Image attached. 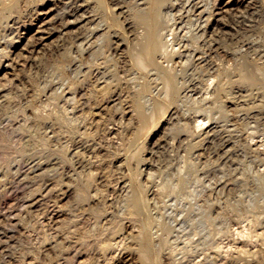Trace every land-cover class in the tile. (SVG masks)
Returning <instances> with one entry per match:
<instances>
[{
	"label": "rangeland",
	"instance_id": "374dc122",
	"mask_svg": "<svg viewBox=\"0 0 264 264\" xmlns=\"http://www.w3.org/2000/svg\"><path fill=\"white\" fill-rule=\"evenodd\" d=\"M10 0H0V14H2L4 17L0 20V57H4L5 58V54L7 53H11L12 50H14V53H13V56L14 58H16V60H14V63L16 64V66L14 65L13 63V66H11L10 68L8 69H0V85L1 87L0 88H3L6 93L4 92V96L7 95V98L5 97H0V101L4 100L5 103H8L7 105L4 103V101H2L0 103V118H3L2 121L4 124L6 123H10L11 120L15 119V118H21L22 115L19 116V114H22L23 111H20L18 109H20V106L21 107V110H23L22 108L24 106H28L30 108L29 112L30 114H28L31 118L33 119H30V121L28 120L27 121V124L29 125V127H27L28 125L25 124V126H22L21 125L19 126V128L22 130V128H24L22 131L24 132H20L21 130L18 128L17 130V127L15 125V129L13 127V131H9L11 133V135L14 136V139L17 138V136L19 137V139H22L24 140L25 137L26 139L23 141V143H27L26 146L21 144L22 143V139L18 142L17 140H19L17 138V140H12L13 139V136L9 135V138H8V135L5 136V138L1 141L0 140V157H5V158H0V167L1 169L0 170H7V166L9 165L10 163V159L11 160H17V158L19 160H22L24 159L25 156H28L29 154L30 155H33L36 156V157H39L41 156L42 154L45 153L44 150H46V148H48L46 150V153H48L49 151H55V155L56 156H59L61 157V153H59L60 150V147H65V146H72L73 143L77 140V141H80L81 138L83 141L82 144L85 142V144L83 145L84 147H86V149H84L85 153L84 155H88L89 152L90 154L85 157V159H87V161H92V159H94V163L96 161V165L98 167V169L102 172V174H104L106 180L108 181V184H112L111 186V189L115 187L116 183H117V180L118 181H127L129 183H134L136 182L135 180L139 177L138 175V170L139 169H142V168H145V167H149L148 168V172L150 173V180L152 181V185L154 186H157V187H160L163 189V195L161 196V198H157V199H163V198H167V197H164V196H167V195H170L171 196V199L172 201H170L171 204H176L177 205V218H179L181 221V223L179 224V226L177 227V229L179 227L180 228V232H177V234H175L176 232H174V239H172V244H171V247L170 249L173 250V248H175L174 245H176L178 242H181V243H184V242H187L189 243V245L191 246H196L194 244H197V241L196 239L198 240V242L200 241V245L195 248H192V249H198V251H202L203 248H207V247H210L212 248V251H214V261L212 264H220L224 262V258L225 257H222V256H226V257H229L230 256V252L231 250L236 253V251H238L240 248H246V249H249L250 251H254L255 250H259L260 248H264V235L262 237H258V235L264 231V154L262 155V153H264V144L261 145V151L262 153L260 152H256L253 147L251 148V146L248 144V142H250L251 140V134L254 132L253 135H256V138L258 140H261L262 142H264V28H262V25L264 26V21L263 20H259V21H256L254 18L250 17L248 14L246 13H243L242 16L245 18V23L247 24H254L256 28H253V31L250 32H247V31H244V29H240V32L239 31V27H237V23L235 21V19L232 18V16H229V17H226V20L227 22L231 21L228 23V26L231 28V37L226 40L227 44L229 45V47L231 48H234L232 49L231 48V51H235L236 53L234 54V59L233 57H230L228 58V63L229 66H231L230 68V71L228 72V75L229 77L234 78L232 80L236 81V83L233 84L232 87L234 88H229L231 91H233L235 94L238 92H240L241 95H244L246 97H244L246 100L248 99V102H247V108H249L250 111H254L253 113H256L258 114V120L256 122H254V120H250V121H243V120H239V119H236V118H227L226 116H224L223 112H222V108L220 107V104L218 102H215L213 101L212 99H209L207 101L204 102V107L206 109H210V113L216 118L215 120L216 121H213V122H217V125L219 126L218 127V130L217 132L210 136V139H207L205 141H202V138L198 137L197 136V133L195 132L194 129L195 128V122L196 120H193V121H190V125L191 127H193V130L191 129V131H189L190 129L182 126V124L185 122L184 121V118H192V117H195L197 116L198 112H197V104L191 102V100H187V99H181L179 100V98L177 99L178 101H175V103H173L174 106L177 107L178 109V117H172L169 119L170 115L166 112L169 111V106L172 104V97L175 96V91H173L175 88H173L171 90V93L168 95L164 88H166V84H167V78H166V75L163 74V72H161L160 70H158L156 68L155 65L153 64H146V68L142 67L140 68L138 65H137V61L135 59H137L136 57H138L139 54H142L143 53V50H144V47H145V43L144 41L147 40V38H141L138 40V36L140 37L141 33L146 29H148V26H149V21L147 20L146 16H152V15H157L158 11L160 10L159 6L160 5H155V8L152 10V12H150V10L148 12H146L147 14L144 15L143 17L139 16L138 13L136 12V10L139 8L136 6V2L137 0H88V6H89V11L91 10V13L97 18V24L99 25V30L97 31V33L94 35V39L97 41V43L95 45H93L89 50L85 51V52H80L77 50V48H74V46L76 45V37H75V34L79 31V32H82L83 36H87L89 35V30L88 29H85V28H82V27H79V25L75 26L74 29L72 28L71 32L68 33V35L66 34H63V36H61L62 34L56 36V40H55V36L52 37L54 39H49L47 41H49L48 43H46L47 41H45L43 43V45L40 46L43 47L41 50H42V53H41V50H37V51H31V47H32V43H34L35 41L34 40H30V42L27 43V40L25 39L22 43H19V47H14V41H12V39L16 36L17 34V31H18V28L20 25L24 24V21L25 22H28V20L33 17V14L35 15V12H37V7H38V1H34L35 2V5L34 4H28L29 6H26V1L25 0H21V2L18 4V7H15V6H10L8 5ZM108 1V2H107ZM116 1V2H115ZM120 3H118V2ZM126 1V2H125ZM131 1V2H130ZM3 2V3H2ZM113 2V5L111 4ZM115 2V3H114ZM129 2V3H128ZM138 2H140L142 4V7L143 5L146 6L147 4H150L151 2H153V0H139ZM180 3H182V1H179ZM7 3V5L5 4ZM93 3V4H92ZM134 3V4H133ZM25 4V5H24ZM118 4V5H117ZM131 4V5H130ZM146 4V5H145ZM2 5V7H1ZM121 5V6H120ZM23 7V9H22ZM34 7V8H33ZM117 8L118 10H116V15L117 17H119V19H114V18H111L110 15L108 13H110L111 11H113L115 8ZM123 7V10H126L127 13H120L119 10L120 8L122 9ZM134 7V8H132ZM141 7V6H140ZM168 7H169V2H166L165 4H163L161 6V9L160 11H163L166 15H168L167 13L169 12L168 11ZM6 8L8 10H6ZM26 8V9H24ZM13 9V10H12ZM22 9V10H21ZM58 10H56L53 15H56V13H60V12H63L64 11V8L62 7V5L60 6V8H57ZM133 9V10H132ZM29 10V12H28ZM14 11V12H13ZM16 11V12H15ZM32 11V12H31ZM96 11V12H95ZM243 11V10H242ZM13 12V13H12ZM23 12V13H22ZM28 12V13H27ZM31 12V13H30ZM100 12V13H99ZM167 12V13H166ZM6 15H5V14ZM15 13V14H14ZM18 13V14H17ZM136 13V15H135ZM99 14V15H98ZM238 15H241L240 13ZM246 15V16H245ZM13 16V17H12ZM107 16V18H106ZM109 16V18H108ZM135 16V17H134ZM17 18V19H15ZM24 20H23V19ZM121 18V19H120ZM124 18V19H123ZM126 18V19H125ZM230 18V19H229ZM232 18V19H231ZM243 18V19H244ZM247 18V19H246ZM250 18V19H249ZM10 19V20H9ZM12 19V20H11ZM15 19V21H14ZM28 19V20H27ZM123 19V20H122ZM242 19V20H243ZM116 20V21H115ZM241 20V19H240ZM11 21V22H10ZM22 21V22H21ZM100 21V22H99ZM235 21V23H234ZM253 21V22H252ZM254 21L256 23H254ZM261 21V22H260ZM252 22V23H251ZM3 23V24H2ZM14 23V24H13ZM22 23V24H21ZM105 23V24H104ZM127 23V24H126ZM261 25H260V24ZM263 23V24H262ZM13 24V25H12ZM137 24V25H136ZM236 24V25H235ZM127 25V26H126ZM140 25V26H139ZM259 25L261 27H259ZM10 26V27H9ZM18 26V27H17ZM131 26V27H130ZM233 27V28H232ZM237 27V28H236ZM4 28V29H3ZM13 28V29H12ZM15 28V29H14ZM119 28V29H118ZM122 28V30H121ZM133 28V29H132ZM260 28V29H258ZM3 29V30H2ZM9 29H10V32H9ZM84 29V30H83ZM117 29V30H116ZM142 29V30H141ZM256 29H258L259 31H257ZM76 32H75V31ZM86 30V31H85ZM121 30V31H120ZM234 33H233V31ZM256 30V31H254ZM13 31V33L11 32ZM85 31V32H83ZM102 31V33H101ZM133 31V32H132ZM15 32V33H14ZM75 32V33H74ZM107 32V33H106ZM115 33L112 34V33ZM136 32V33H134ZM254 32V33H253ZM2 33V34H1ZM5 33V34H4ZM87 33V34H86ZM118 33V34H117ZM119 33H122L119 35ZM132 33V34H130ZM134 33V34H133ZM140 33V34H139ZM240 33H242L241 35H243L244 37H242L240 35ZM247 33H248V36H247ZM263 33V34H262ZM3 34L5 37H3ZM9 34V35H8ZM72 34V35H71ZM129 34V35H127ZM139 34V35H138ZM253 34H255V36H252ZM15 35V36H14ZM98 35V37H97ZM114 35V36H113ZM127 35V36H125ZM133 35V36H132ZM238 35V36H237ZM263 35V36H262ZM2 36V37H1ZM74 36V40H72V37ZM96 36V37H95ZM110 36V37H108ZM116 36V37H115ZM125 36V37H124ZM240 36V37H239ZM246 36V37H245ZM262 36V37H260ZM64 37H66L64 39ZM127 37V38H126ZM130 37V38H129ZM135 37V39H134ZM252 37V38H250ZM257 37V38H256ZM4 38V39H3ZM12 38V39H11ZM63 38V40H60V39ZM70 38V39H68ZM111 38V39H110ZM240 38V39H239ZM247 38V39H246ZM249 38V39H248ZM255 38V39H254ZM59 39V40H58ZM110 39V40H109ZM116 39H119V41L125 43L123 44V47L121 48V50H118L117 52L115 50H113L114 46L115 45V40ZM121 39V40H120ZM128 39V40H127ZM132 39V40H131ZM237 39V40H236ZM261 39V40H260ZM52 40H55V41H52ZM65 40V41H64ZM68 40V41H67ZM99 40V41H98ZM114 40V41H112ZM235 40V42H234ZM252 41L254 42L253 43V47L252 48H248V47H244L243 46V42L244 41ZM254 40V41H253ZM7 41V42H6ZM34 41V42H33ZM61 41V42H60ZM107 41V42H106ZM110 41V42H109ZM130 41V42H129ZM133 41V42H132ZM55 42V43H54ZM64 42V43H63ZM72 42V43H71ZM110 43L109 47L106 43ZM114 42V43H113ZM138 42V43H137ZM3 45H2V44ZM13 43V44H12ZM58 43V44H56ZM61 43V44H60ZM65 43H70L68 46L67 44L65 45ZM113 43V44H112ZM130 45H129V44ZM137 43V44H135ZM25 44H26V48H25ZM49 44V45H48ZM63 47V48H61ZM72 44V46H70ZM75 44V45H74ZM133 44H135L133 46ZM234 44V45H232ZM241 44V45H240ZM257 44V45H255ZM259 44V45H258ZM45 45V46H44ZM52 45V46H51ZM104 45V46H102ZM239 45V46H238ZM255 45V46H254ZM21 46V48H20ZM49 46V47H48ZM66 46V47H65ZM70 46V47H69ZM96 46V47H95ZM102 46L105 47L104 49L100 48ZM130 46V47H129ZM194 44L192 45V47L190 49H195L194 48ZM256 46L258 48H256ZM2 47V48H1ZM5 47V48H4ZM7 47V48H6ZM29 47V48H28ZM45 47V48H44ZM60 47V48H59ZM127 47V48H126ZM134 49H133V48ZM137 47V49L135 48ZM237 49H236V48ZM57 48V49H56ZM71 48H74V49H71ZM98 50H96V49ZM256 48V50L254 49ZM262 48V49H261ZM29 49V51H28ZM46 49V50H45ZM63 49V50H61ZM71 51H70V50ZM246 49V50H245ZM252 49L254 51H252ZM18 50V51H17ZM19 50H23L22 52ZM45 52H44V51ZM60 50V52H59ZM69 50V51H68ZM76 50V51H74ZM97 52V55H96V52ZM203 50V49H202ZM238 50V51H237ZM263 50V51H262ZM28 51V52H27ZM63 51V52H62ZM101 53H100V52ZM103 51H105L103 53ZM112 51V52H111ZM121 51V52H120ZM251 53V54H249ZM260 51V52H259ZM5 52V53H4ZM17 52L20 53L17 54L15 53ZM36 52V53H35ZM73 52V53H72ZM89 52V53H88ZM107 52V53H106ZM111 52V53H110ZM116 52V53H115ZM263 52V53H262ZM25 53V54H24ZM30 53V54H29ZM32 53V54H31ZM44 53V54H43ZM66 53V54H65ZM85 55H84V54ZM99 53V54H98ZM106 53V54H105ZM110 53V54H109ZM121 53V54H120ZM134 53V54H133ZM136 53V54H135ZM243 53V54H241ZM247 55H245V54ZM258 53V54H257ZM262 53V54H260ZM29 55V57L27 58V56ZM63 54V55H62ZM71 54V55H68ZM74 54V55H73ZM91 54V55H90ZM95 54V55H94ZM117 56H116V55ZM125 54V55H124ZM236 54H237V57H236ZM34 55V57L32 56ZM42 55V57H41ZM65 55V56H64ZM90 55V56H88ZM108 55V56H107ZM111 55V56H110ZM121 55V56H119ZM134 55H137L136 57H134ZM245 55L247 58L245 59V57L243 56ZM251 55V56H249ZM259 56L258 58H256V56ZM38 56V57H37ZM69 57V60H68V57ZM80 56V57H79ZM96 56V57H95ZM116 56V57H115ZM129 56V57H128ZM23 58L25 57V61L23 59H19V58ZM37 57V58H36ZM87 57V58H86ZM95 57V58H93ZM104 59H102V58ZM120 57V58H119ZM126 60H125V58ZM236 57V59H235ZM242 57V58H241ZM256 59H255V58ZM4 58H0V62L4 59ZM32 58V59H30ZM40 58V59H39ZM72 59L71 62H68ZM86 58V59H85ZM107 58V59H105ZM122 58V59H121ZM232 58V59H231ZM241 58V59H240ZM260 58V59H259ZM263 60H262V59ZM28 59V60H27ZM37 59V60H36ZM101 59V60H100ZM120 59V60H119ZM250 59V61L248 60ZM76 60V62H75ZM85 60V61H84ZM97 60V61H96ZM99 60V62H98ZM108 62H107V61ZM117 60V61H116ZM122 60V61H121ZM129 60V61H128ZM258 60L260 62H258ZM16 61V62H15ZM21 63H20V62ZM24 61V63H23ZM33 61L32 64L34 65H31V62ZM44 61V62H43ZM107 63H106V62ZM110 61V62H109ZM124 61V62H123ZM133 61V62H132ZM136 61V62H135ZM234 61V63H233ZM242 61H244V65L242 64ZM252 61L255 63L256 66H258V69L257 68H254L255 65L253 63L252 65ZM263 61V62H261ZM239 62V63H238ZM249 62V64H248ZM27 63V65H26ZM61 63H65L66 64V67H65V64L63 66H61L62 64ZM67 63H70V64H67ZM72 63V64H71ZM97 63V64H95ZM120 63V64H119ZM123 63V64H122ZM125 63V64H124ZM129 63V64H127ZM136 63V64H135ZM233 63V64H232ZM22 64V65H21ZM58 64V65H57ZM73 64H78L79 65V69L77 70H74V69H71L70 70V67L73 65ZM83 64V65H81ZM133 64V65H132ZM171 65V62H168L167 60L163 59V65L164 66H168V65ZM193 64V65H192ZM247 64V65H246ZM25 65V66H24ZM31 65V66H29ZM39 65V66H38ZM56 69H54V66ZM107 65V66H106ZM128 65V66H126ZM196 65V66H195ZM250 65V66H249ZM21 66V67H20ZM33 66V67H32ZM69 66V69L68 67ZM91 66V67H90ZM112 66H114V68H112ZM118 66V67H117ZM120 66V67H119ZM123 66H126V67H123ZM253 66V68H252ZM25 67V68H24ZM31 67V68H30ZM64 67V69H63ZM83 67V68H82ZM89 67V68H88ZM102 67V68H101ZM108 67V68H106ZM135 67V68H134ZM199 67V68H197ZM247 67V68H246ZM12 68V70H11ZM24 68V70H23ZM37 68V69H36ZM67 68V69H66ZM73 68V67H71ZM100 68L102 70H100ZM111 68V69H110ZM122 68V69H120ZM123 68H126V69H123ZM187 68H189V73L188 75H178L177 76V81H179L181 84L179 85L178 84V92H183L186 88V84H183V80H187V83H189L191 80H195L196 82H199L197 83V87L199 90L203 91V92H206L207 91V88H208V84H209V77L207 76V69L203 66V68H201L199 65H197L196 63H190ZM236 68V69H235ZM239 70H238V69ZM242 68H244V72L247 70L248 72H245L247 73V77L252 76L248 79H245V81H239L238 83V80H239V77L240 75H245V73L241 74L242 72ZM259 68H260V71L261 73L263 72V75H260V72L259 71ZM14 69V70H13ZM21 69V70H20ZM45 69V70H44ZM66 69V71H65ZM104 69H106V72H103L105 71ZM108 69V70H107ZM116 69V70H115ZM118 69V70H117ZM146 69V70H145ZM152 69H155V70H152ZM196 69V70H195ZM62 71L61 73L57 72H51V71ZM68 70V71H67ZM70 70V71H69ZM80 70V71H79ZM84 70V72H83ZM86 70V71H85ZM91 70V72L89 71ZM100 73H98L99 71ZM112 70V71H111ZM122 70V71H121ZM125 70V71H124ZM179 70H180V67H179ZM203 70V71H202ZM255 70H258L255 71ZM6 71V72H5ZM32 71V72H30ZM43 71V72H42ZM73 71V72H71ZM94 71V72H93ZM102 71V73H101ZM108 71V73H107ZM115 71V73L113 72ZM120 71V72H119ZM138 71V72H137ZM143 71V72H142ZM151 71V72H150ZM250 71V72H249ZM252 71V72H251ZM256 73H255V72ZM68 72V73H67ZM70 72V73H69ZM83 72V73H82ZM132 72V73H131ZM160 72V73H159ZM5 73V74H4ZM33 73V74H32ZM37 73V74H36ZM63 74V77L60 75ZM77 73V74H76ZM80 73V74H78ZM87 73V74H85ZM114 73L115 76H113L112 74ZM118 73L119 76L117 75ZM136 75H135V74ZM146 73V75H145ZM258 73V74H257ZM36 74V75H35ZM69 74V75H67ZM93 76H92V75ZM98 74V75H97ZM102 74V75H101ZM108 74V75H107ZM194 74V75H193ZM197 74V75H195ZM199 74V75H198ZM236 74V75H235ZM238 74V75H237ZM249 74V75H248ZM257 74V75H255ZM38 75V76H37ZM44 75V76H43ZM47 75V77H46ZM52 75V76H51ZM59 76L61 78L60 81H58L57 79H59L57 76ZM77 76V77H74ZM87 75V76H86ZM89 75V76H88ZM91 75V76H90ZM125 75V76H124ZM172 75V74H171ZM201 75V76H200ZM237 76V78L234 77ZM28 76V77H27ZM35 76V77H34ZM45 78H43V77ZM50 76L52 78H50ZM56 76V78H54ZM65 76V77H64ZM68 76V77H67ZM79 76L81 79H79ZM82 76V77H81ZM85 76V77H84ZM94 76L95 79L98 78V79H94ZM99 76V77H98ZM152 76V77H151ZM157 76V77H156ZM205 76V77H204ZM21 77V78H19ZM24 77V78H23ZM34 77V78H33ZM37 77V79H36ZM40 77V78H39ZM67 77V79H66ZM72 77V79L70 78ZM74 77V78H73ZM87 77V79H86ZM93 77V78H92ZM117 77V78H116ZM128 77V78H127ZM138 79H137V78ZM227 76H222V78H224L223 80V83L224 81H226V79L228 80ZM257 77V79H256ZM30 78V79H29ZM64 78V79H63ZM77 80H76V79ZM101 78V80H104L105 81V85H104V82L102 85L104 86H100L98 85V87L96 86V81L99 80ZM111 78V80H110ZM113 78V79H112ZM116 78V79H115ZM154 78V79H153ZM184 78V79H183ZM226 78V79H225ZM45 79V80H44ZM51 79V80H50ZM54 79V80H53ZM71 79V80H70ZM74 79V80H73ZM93 79V80H92ZM109 79V80H108ZM148 79L150 81H148ZM204 79V80H203ZM208 79V81L206 80ZM262 79V80H261ZM39 80V81H38ZM81 80V81H80ZM83 80V81H82ZM13 81V82H12ZM24 81V82H22ZM38 81V83L36 82ZM41 81V82H40ZM51 81V82H50ZM76 82V85L75 87H73L75 83H71V82ZM80 81V82H79ZM90 81V82H89ZM92 81H93V84H92ZM146 81V82H145ZM152 81V82H151ZM26 82V83H25ZM45 82V83H44ZM48 82V83H46ZM59 82V83H58ZM60 82H61V86H60ZM111 82V83H110ZM155 84H154V83ZM42 83V84H40ZM51 83V84H50ZM72 86H70V84ZM78 83V84H77ZM91 83V84H90ZM131 83V84H130ZM133 83V84H132ZM135 83V84H134ZM146 83V86H142V85H145ZM149 83V84H148ZM151 83V84H150ZM201 83V84H200ZM208 83V84H207ZM263 83V84H262ZM33 84V85H32ZM45 84H50L49 86L56 88V89H52L51 91H54L56 92V94H52L53 96H55V98H52V99H49L47 98L46 101L45 99L43 101H46L41 103L40 104H43L40 106L39 103H37L35 101V99H33L32 96H25L24 95L26 94V92L28 93V95H31L33 94L34 91H36V89H38V87H43ZM69 84V85H68ZM126 84V85H124ZM130 84V85H129ZM207 84V85H205ZM258 84V85H257ZM13 85V87H12ZM28 87L27 90L29 89V91L25 90L26 88H21L20 87ZM36 85V86H35ZM42 85V86H41ZM59 85V86H58ZM90 85V87H89ZM115 85V87H114ZM139 85V87H138ZM247 85V86H246ZM263 85V87H262ZM3 86V87H2ZM8 86V87H6ZM9 86H11L9 88ZM70 89H68L69 87ZM79 86V87H77ZM88 86V87H87ZM91 86L93 88H91ZM118 86V87H117ZM129 86V87H128ZM133 86V87H132ZM238 86V88H237ZM6 87V88H5ZM18 87V88H17ZM31 87V88H30ZM61 87V88H60ZM72 87V88H71ZM112 87V88H111ZM244 87V88H243ZM262 87V88H261ZM8 88V89H7ZM17 88V89H15ZM34 90H33V89ZM80 88V90H79ZM83 88V89H82ZM86 88V89H85ZM90 88V89H88ZM98 88V89H96ZM105 88V90H104ZM132 88V89H131ZM260 90H259V89ZM40 89V88H39ZM82 89V90H81ZM95 89V90H93ZM102 90V92H100V90ZM114 89V90H113ZM203 89V90H202ZM233 89V90H232ZM238 89V90H237ZM244 89V90H243ZM255 89V90H254ZM258 89V90H257ZM10 90V91H9ZM13 92H12V91ZM64 90H70V91H77V97H79V99L81 98V101L84 102L88 105V102L90 103V105L92 107L95 106L94 103L97 102L96 107L95 108V112H96V115H93V119L91 118L90 120L91 121H88L86 122L85 124L88 125L87 127L92 130L93 129V132L88 129V132L87 130H85V127L84 128H80V130L78 129V127H76V124L78 123H84V117L83 118H80L78 119L77 121H74V123L72 124H68V123H65L64 121L62 122L60 119H56V118H61L60 116L62 115V112L63 114H65V111L67 110V104H65V99L64 97L62 96L63 94V91ZM84 90V91H83ZM92 90V91H91ZM99 92L97 93L96 92ZM135 94H133V91ZM176 90V89H175ZM247 90V91H246ZM249 90V91H248ZM254 90V91H253ZM21 91V92H20ZM33 91V92H32ZM87 91V92H86ZM90 91V92H88ZM112 91V92H111ZM117 91V92H116ZM128 91V92H127ZM131 91V92H130ZM237 91V92H236ZM94 92V93H93ZM96 92V93H95ZM122 92V93H121ZM127 92V93H126ZM232 92V94H233ZM244 92V94H243ZM250 92V93H249ZM10 93L12 96H10ZM21 93V94H20ZM87 96H86V94ZM90 93H93V96L92 94L89 95ZM105 93L107 95H105ZM118 94L119 95V101H115L114 104H109L106 108L103 109V107L105 105L102 106V110L99 108L100 105H102V101L104 100V98H107L109 95L111 96V94ZM148 93V95H147ZM151 93V94H150ZM19 94V95H18ZM124 94V95H123ZM130 94V95H129ZM132 94V95H131ZM155 94V96H153ZM240 94H236V95H240ZM256 94V95H255ZM23 96L22 98L20 96ZM83 95V97H82ZM89 95V96H88ZM97 95V96H96ZM104 95V96H103ZM129 95V96H128ZM134 95V96H133ZM141 95V96H140ZM177 95V94H176ZM249 95V96H247ZM251 95V96H250ZM255 95V96H254ZM15 100H14V98ZM52 96V97H53ZM58 96V97H57ZM85 96V97H84ZM95 96V97H94ZM101 96V97H99ZM139 96V97H137ZM261 97V98H258V97ZM11 97L13 99H11ZM27 97V99H26ZM32 101H34V103H32V101H30L31 99ZM63 97V98H62ZM77 97H75L76 99H78ZM87 97V98H86ZM93 100H92V98ZM99 97V98H97ZM103 97V99H101ZM123 97V99H122ZM128 97V98H127ZM263 97V98H262ZM8 98H10L11 100H8ZM20 98V99H18ZM51 98V96H50ZM132 98V99H131ZM135 98V99H133ZM146 98L148 101H146ZM161 98V99H160ZM254 98V99H253ZM27 101H26V100ZM29 99V101H28ZM56 101H55V100ZM87 102H86V100ZM252 99V101H251ZM260 101H259V100ZM8 100V102H7ZM25 102V103H23ZM54 100V101H53ZM84 100V101H83ZM89 100V101H88ZM98 100V101H97ZM102 100V101H101ZM124 100V101H122ZM128 100V101H127ZM131 100V101H130ZM164 100V101H163ZM255 100V101H253ZM257 100H258V104H257ZM19 103H18V102ZM21 101V103H20ZM62 105L64 106V110L65 111H62L63 109L60 108L59 106H62L60 103L58 102H63ZM94 101V102H92ZM211 101V102H210ZM17 102V103H16ZM27 102V104H26ZM50 102L51 105H50ZM57 102V103H56ZM116 102H117V105H116ZM130 102V103H129ZM146 102V103H145ZM169 104H167V103ZM260 102V103H259ZM49 103V104H48ZM56 103V105H54ZM93 103V104H92ZM119 103V104H118ZM123 103V104H122ZM128 103V104H127ZM151 103V105H150ZM159 103V105H157ZM211 103V104H210ZM250 103H252V105H249ZM12 104V105H10ZM20 104V105H19ZM25 104V105H24ZM35 104V105H34ZM38 104H39V107H38ZM50 105V108L48 105ZM57 104H59L57 106ZM126 104V105H125ZM179 104V105H178ZM5 107H3V106ZM46 105V106H45ZM122 105V106H121ZM125 105V106H123ZM162 107H161V106ZM172 105V106H173ZM3 108H2V107ZM7 106V107H6ZM55 106V107H54ZM62 106V107H63ZM185 106V107H184ZM13 107V109H12ZM36 107V108H35ZM39 109H38V108ZM59 107V108H57ZM122 107L124 109H122ZM150 107V108H148ZM163 107L165 108L163 110ZM232 107V109H230ZM17 108V110H16ZM43 109L42 111L44 112H40L39 110ZM56 109V112H57V115H56V112H55V109ZM66 108V109H65ZM127 108V109H126ZM154 108V109H153ZM187 108V109H186ZM38 109V113L40 112V114H51V122L53 123H56V127L58 125L62 126V128H60L59 126L57 127L58 129H63L62 131H65L67 128L66 131L67 132V136L66 133L65 135L67 136L68 139H70L68 141V139L66 138H62L63 139H60L62 141V143L65 142V139L66 142H69V144L65 142V145L64 144H61L60 141H58L59 143H57V141H52V142H46V139H45V136H44V131L42 129H44V124L41 123L42 121L41 120H37V119H42V118H39V117H35L36 115V110ZM59 109V112L61 111V115L60 113L57 111ZM62 109V110H61ZM117 109V110H116ZM229 109H230V112H235V108L234 106H230L229 105ZM10 112H9V111ZM49 110V112H48ZM106 110V111H105ZM168 110V111H167ZM186 110V111H185ZM2 111V112H1ZM4 111V112H3ZM16 111V112H15ZM103 111V112H102ZM121 111V112H120ZM133 111V112H132ZM6 112V114H5ZM9 112V113H8ZM28 112V113H29ZM55 112V114H54ZM105 112V113H104ZM127 112V113H126ZM16 113V114H15ZM32 113V114H31ZM100 113V114H99ZM120 113V114H119ZM123 113V115H122ZM181 113V114H180ZM203 113H207V112H203ZM261 117H260V115ZM10 114V115H9ZM34 114V115H33ZM59 114V115H58ZM107 114V116L105 115ZM111 116H109V115ZM181 116H180V115ZM55 117H54V116ZM153 115V116H152ZM192 115V116H191ZM15 116V117H14ZM19 116V117H18ZM37 116V115H36ZM102 116H104L102 118ZM108 116H109V119H108ZM11 117V118H9ZM95 117V118H94ZM123 117V118H121ZM263 117V118H262ZM100 118V119H99ZM110 118H112L113 120H110ZM115 118V119H114ZM163 118V119H161ZM196 118V117H195ZM261 118V119H260ZM7 119V120H6ZM54 119L56 120V122H54ZM103 119V120H102ZM144 120V125H142V121ZM159 119V120H158ZM183 120V121H179V120ZM194 119V118H193ZM232 119V121H230ZM260 119V120H259ZM8 120H10L8 122ZM53 120V121H52ZM82 120V121H80ZM93 120V121H92ZM96 120V121H94ZM97 120L100 122L97 123ZM106 120V121H105ZM173 120V121H171ZM177 120V121H175ZM35 121V122H34ZM39 121V122H38ZM110 121V122H109ZM158 121V122H157ZM160 121V122H159ZM253 121V122H252ZM2 122H0V126L1 127H5L7 126V123L4 125ZM29 122H33L32 124L29 123ZM102 122V123H101ZM119 122V123H117ZM122 122V123H121ZM123 122H126V123H123ZM170 122V123H169ZM174 122V123H173ZM232 126L230 125V123H232ZM259 122V123H258ZM76 123V124H75ZM88 123V124H87ZM94 123V124H93ZM99 124V125H96V124ZM117 123V124H116ZM154 123V124H153ZM159 123V124H158ZM173 123V124H172ZM245 123V124H244ZM42 124V125H40ZM58 124V125H57ZM84 124V125H85ZM153 124V125H152ZM156 124V125H155ZM158 124V125H157ZM175 124V125H174ZM178 124V125H177ZM261 124V125H260ZM4 125V126H3ZM96 125V127L94 126ZM102 125L104 126V129L102 127ZM174 125V126H173ZM227 125V126H226ZM9 126V124H8ZM18 126V124H17ZM100 126V127H99ZM180 126V127H179ZM229 126V127H228ZM26 127V128H25ZM42 129H41V128ZM66 127V128H65ZM70 127V128H69ZM95 127V129H94ZM98 127V128H97ZM108 127H110L108 129ZM97 128V129H96ZM103 131H101V129ZM115 128V129H114ZM119 128V129H118ZM176 128V129H175ZM254 128V129H253ZM39 129V130H38ZM70 129V130H69ZM99 129V130H98ZM119 131H117V130ZM17 132H16V131ZM27 130V131H26ZM45 130V129H44ZM72 130V131H71ZM79 130V131H78ZM84 130V131H83ZM91 133H90V131ZM104 130H107L106 132ZM256 130V131H255ZM65 131V132H66ZM74 131V132H73ZM95 131V132H94ZM101 131V132H99ZM115 131V132H114ZM180 131V132H178ZM239 131V132H237ZM14 132L15 135L12 133ZM30 132V133H29ZM71 132V133H70ZM76 132V133H75ZM83 132V133H82ZM98 134H97V133ZM117 132V133H116ZM257 132V133H256ZM19 133H22L21 134V137L19 136L20 134ZM29 135V138H28V135ZM96 133V134H94ZM102 134V136H100V134ZM105 133V134H104ZM108 133V134H107ZM177 133V135H176ZM24 134H26L24 136ZM86 134V135H85ZM114 134V135H112ZM119 134V135H117ZM126 134V135H125ZM240 134V135H239ZM36 135V137H35ZM74 135V136H73ZM78 135V136H77ZM96 135H97V141H96ZM99 135V136H98ZM106 137H105V136ZM109 135V136H108ZM176 135V137H175ZM179 135V136H178ZM183 135V136H182ZM185 135V136H184ZM187 135V136H186ZM234 135V136H233ZM243 135V136H241ZM11 136V138H10ZM41 136H44V141H43V138ZM104 136V137H103ZM108 136V137H107ZM113 136V137H112ZM197 136V137H196ZM226 136H227V139H231L233 141V145L231 147V149H223L221 144L224 143V141L226 140ZM229 136V137H228ZM234 138H233V137ZM239 136V137H238ZM241 136V138H240ZM259 136V137H258ZM31 137V138H30ZM70 137H73V138H70ZM76 137V138H74ZM80 137V138H79ZM100 137H102L101 141H100ZM181 138V139H178V138ZM231 137V138H230ZM243 137V138H242ZM84 138V139H83ZM173 138L175 140H173ZM236 138V139H235ZM250 138V139H249ZM255 138V139H256ZM28 139V140H27ZM42 139V140H41ZM74 139V140H73ZM99 139V141H98ZM184 139V141H183ZM249 139V140H248ZM5 140V141H4ZM7 140V141H6ZM12 140V141H11ZM64 140V141H63ZM85 140H88V141H85ZM178 142H177V141ZM236 140V142L234 141ZM14 141V142H13ZM17 141V142H15ZM26 141H30L29 143L26 142ZM35 141V142H34ZM73 141V143H72ZM81 141L79 142L80 145L81 144ZM174 141V142H173ZM218 141V142H217ZM246 141V142H245ZM6 142V143H5ZM21 142V143H20ZM33 142V143H32ZM41 142L43 144H41ZM87 142V143H86ZM120 142V143H119ZM204 142V143H203ZM11 143V144H10ZM39 143V144H38ZM45 143H47L45 145ZM49 143H52L51 146ZM90 143V144H89ZM93 143V144H92ZM97 143V145H96ZM110 143V144H109ZM180 143V144H179ZM215 143V144H214ZM9 144V145H8ZM14 144V145H13ZM30 144V145H28ZM37 146H36V145ZM55 146H54V145ZM59 144L60 147H56V145ZM120 144V145H119ZM184 144V145H183ZM192 144V145H191ZM212 144V145H211ZM19 145V146H18ZM25 146V148H28V149H25L23 150V146ZM34 145V146H32ZM57 145V146H59ZM70 145V146H69ZM89 146V148L87 146ZM91 145V146H90ZM116 145V146H115ZM119 149H118V147ZM173 145V146H171ZM176 145V147H175ZM182 145V147L180 146ZM188 145V146H187ZM5 149H3V147ZM9 148H8V147ZM21 146V147H20ZM29 146V147H28ZM104 148H103V147ZM115 146V147H114ZM210 148H208V147ZM236 146V147H235ZM249 146V148H247ZM18 147L19 149L22 151V154H21V151L19 152L18 151ZM68 147H65V148H68ZM83 147V148H84ZM114 147V148H113ZM117 147V148H116ZM180 147V148H179ZM34 148V149H33ZM36 148V150H35ZM42 148V149H41ZM53 148V149H52ZM97 148V149H96ZM179 148V149H178ZM188 148V149H186ZM215 148V149H214ZM217 148V149H216ZM15 149V150H14ZM30 149V150H29ZM59 149V151H58ZM62 149V148H61ZM89 149V150H87ZM100 149V150H98ZM102 149V150H101ZM146 149V150H145ZM173 149V150H172ZM234 151H233V150ZM13 150V151H12ZM27 150L29 151V154L27 152ZM35 150V151H34ZM41 151V153L37 152V151ZM109 150V151H108ZM175 150V151H174ZM177 150V151H176ZM202 150V151H201ZM207 150V151H206ZM216 150V151H215ZM252 150V151H251ZM11 151V152H10ZM30 151L32 152V154L30 153ZM103 151V152H101ZM104 151L105 154H104ZM108 151V152H107ZM118 151V152H117ZM145 151V152H144ZM205 151V152H204ZM212 151V152H211ZM3 152V153H2ZM10 152V153H8ZM37 152V153H36ZM49 152V153H50ZM103 154H101V153ZM144 152V153H143ZM153 152V153H152ZM197 152V153H196ZM204 152V153H203ZM225 152V153H224ZM12 153V154H11ZM92 153V154H91ZM98 153V154H96ZM107 153V154H106ZM111 153V154H110ZM171 153V154H170ZM208 153V154H207ZM229 153V154H228ZM232 153V155L230 154ZM4 154V155H3ZM9 156H7V155ZM10 154V155H9ZM17 154V155H16ZM25 156H22L24 155ZM28 154V155H27ZM41 154V155H40ZM102 157H101V155ZM110 154V155H109ZM151 154V155H150ZM154 154V155H153ZM182 154V155H181ZM199 154H202L201 156H197ZM19 155V156H18ZM92 155V157H91ZM196 155V157H195ZM211 155V156H210ZM13 156H14V159H13ZM100 156V157H99ZM105 156V157H104ZM177 156V157H176ZM240 156H241V159H240ZM256 156V157H255ZM8 157V158H6ZM87 157V158H86ZM90 157V158H89ZM146 157V158H145ZM195 157V158H194ZM204 157V158H203ZM213 157V158H211ZM226 157V158H225ZM237 157V159H236ZM255 159H254V158ZM89 158V160H88ZM151 158V159H150ZM200 158V159H199ZM216 158V159H215ZM225 158V159H224ZM5 159V160H4ZM121 159V160H120ZM126 161H125V160ZM149 159V160H148ZM208 159H211V160H208ZM102 161V163L100 164L99 161ZM173 160V161H172ZM183 160V161H182ZM204 160V161H202ZM215 160V161H214ZM224 160V161H223ZM227 160V161H226ZM5 161V162H4ZM100 161V162H101ZM122 161V162H121ZM126 163H125V162ZM207 161V162H206ZM210 161V162H209ZM230 161V164H228ZM250 161V162H249ZM256 161V162H254ZM4 162V163H2ZM104 162V163H103ZM66 163H70L69 161L66 162ZM115 163V164H114ZM119 163V164H118ZM193 163V164H192ZM220 163V164H219ZM256 163V164H255ZM153 166H151V165ZM175 164V165H174ZM253 164V165H252ZM122 165V166H121ZM129 167H128V166ZM142 165V166H141ZM146 165V166H145ZM149 165V166H148ZM206 165V166H205ZM217 166V169H216V166ZM221 167H220V166ZM228 165V166H227ZM108 166V167H107ZM110 166V167H109ZM112 166L114 168H112ZM119 166V168H118ZM145 166V167H144ZM177 166V167H175ZM231 166V167H230ZM234 166V167H233ZM3 167V168H2ZM117 167V168H116ZM154 167V168H153ZM203 167V168H202ZM122 170H121V169ZM178 170H177V169ZM182 168V169H181ZM206 168V169H205ZM221 168V169H220ZM114 169H120L118 171H113ZM128 169L130 170L128 172ZM164 169V170H163ZM181 169V170H180ZM103 170V171H102ZM132 170V171H131ZM205 170V171H204ZM227 170V171H225ZM255 170V172H254ZM258 171V172H256ZM104 172V173H103ZM120 172V173H119ZM123 172V173H122ZM191 172V173H190ZM107 173V174H106ZM114 173V174H113ZM113 174V175H112ZM202 174V175H201ZM258 174V175H257ZM260 174V175H259ZM116 175V176H115ZM130 175V176H129ZM201 175V176H200ZM109 176V177H108ZM169 176V177H168ZM234 176V177H233ZM131 177V178H130ZM136 177V178H135ZM212 177V178H211ZM222 177V178H221ZM198 178V179H197ZM228 178V179H227ZM236 180H235V179ZM263 178V180H262ZM127 179V180H126ZM131 179V180H130ZM134 181H133V180ZM214 179V180H213ZM158 180V181H157ZM237 182H235V181ZM240 180V181H239ZM243 180V181H241ZM215 181V182H214ZM230 181V182H229ZM223 182L225 183H228L229 187H225V188H222L224 186V184H222ZM159 183V184H158ZM245 183V184H244ZM203 184V186H202ZM232 184V185H230ZM200 185V186H199ZM222 185V186H221ZM245 185V186H244ZM165 186V187H164ZM239 186V187H238ZM78 188L80 186H77ZM192 187V188H191ZM195 187V188H194ZM205 187V188H204ZM250 187V188H249ZM228 188V189H227ZM236 188V189H235ZM110 189V191H111ZM167 190V191H166ZM170 190V191H169ZM206 190V191H205ZM209 190V192L207 191ZM217 190V191H216ZM172 191V192H171ZM200 191V192H199ZM221 191V192H220ZM223 191V192H222ZM28 190L25 192V194H22V196H27L29 195V192ZM80 192V191H79ZM227 192V193H226ZM113 193V192H111ZM205 193V194H204ZM209 193V194H208ZM216 193V194H215ZM246 195H245V194ZM72 194H77L75 196H73ZM81 193H78V192H74V193H71L69 194L68 196L66 197H63V196H60V198H58V206H62L61 207V210L63 209V211H60L58 210L57 208L54 207H50L51 209H49L47 205V202L44 203V205L46 207L41 206V208H35L33 211V213L29 214L31 215V217L29 215H23L21 216L22 218L20 219H23L20 220V226L17 227V229L14 231V239L18 240L15 242V240L13 239L12 242H14L16 245H14V243L12 244L11 243V246H13V248H10L9 249V253L13 252L12 254H10L11 256L13 255L15 258L13 260V258L11 259L12 262L10 261V263L8 262V260L10 259V257H7L6 259L7 262L5 264H18L21 263V259L22 258V254H26L27 252L26 251H32L33 252H29V256L27 257L26 261L28 260V264L29 262L31 263H35V264H48V263H54L55 259H57V253H59L58 251H54V249H50L49 248V245H44L42 246L43 244V240L45 236V233L46 232V228L50 227V225H54L53 229L56 230V231H62L64 234L63 236H70L72 235L73 237H76L77 239L78 238H81V239H78V243L80 242V244L83 246V249H84V253H82L81 256H78L76 258V261L74 262V264H83L84 262L85 263H88L87 261L90 260V255L89 254V251L90 250H94V249H97L100 245V242L102 240L101 243H103V239L106 238V235L108 237H111V236H117L119 235L118 234H110L109 232H111V228L114 229H117L118 226H119V223H121L122 221H124L127 225H131L132 227H135V229H140L141 227H143V224L147 221L148 218V215L147 214H139V213H134V214H131L129 210H126V209H129V207L127 206L128 204H125L126 202L123 201V197L121 199V197H117L116 194L115 196L113 197H117L116 198V201H114L113 203V206L112 205H108L107 204H98L96 207L94 205L95 202H91L89 205L87 204V201L84 200V199H81L83 197V195H81ZM212 197L209 198L211 195ZM2 195V193H1ZM82 197H81V196ZM189 195V196H188ZM78 196L80 198H78ZM182 196V197H181ZM206 198H205V197ZM208 196V197H207ZM242 196V197H241ZM244 196V197H243ZM29 197V196H28ZM112 197V196H111ZM192 197V198H191ZM202 197V198H201ZM218 200H217V198ZM225 197V198H224ZM114 198V200H115ZM204 198L206 201H212V203L214 204V213L213 215L215 217H217V219H215L214 217V221H213V224H212V229L210 231V233L208 234L207 230H204L203 227H204V224H203V221L201 220L202 216L200 215L201 213V210H199L198 208L196 209V207L200 206V204L204 203ZM208 198V199H207ZM220 198V199H219ZM187 199V200H186ZM211 199V200H210ZM80 200V201H79ZM203 202H202V201ZM256 200V201H255ZM86 201V202H85ZM121 201V203L119 204V202ZM123 201V202H122ZM201 201V202H200ZM214 201V202H213ZM226 203H225V202ZM80 202V203H79ZM82 202V204H81ZM83 202L85 204H83ZM117 202L119 204V206L117 205ZM161 202V201H160ZM223 202V203H222ZM116 203V205H115ZM129 203V202H128ZM228 203V205H227ZM253 203V204H252ZM79 207H77L78 205ZM87 204V205H86ZM92 204V206H90ZM94 204V205H93ZM184 208H181V206ZM198 204V205H197ZM82 205V206H81ZM84 205V206H83ZM106 205V206H105ZM256 205V207H255ZM76 206V207H75ZM81 206V207H80ZM86 206V207H85ZM108 206V208H107ZM115 206V207H114ZM180 206V207H179ZM196 206V207H195ZM83 207L85 209H83ZM91 207V208H90ZM95 207V208H94ZM106 207V208H105ZM111 207V208H110ZM121 207V208H120ZM123 207V208H122ZM128 207V208H127ZM194 207V208H193ZM222 207V208H221ZM226 209H225V208ZM261 207V208H260ZM45 210H44V209ZM48 208V209H47ZM55 208V209H54ZM106 209L108 211H115V218L113 217L112 220L109 222V226H107V229L106 226H104V229L103 227H97L95 225V220L96 218L98 217V215L103 211L102 209ZM152 209V212L153 213H156L155 209H153V207H151ZM172 208V207H171ZM181 211H180V209ZM228 208V209H227ZM54 209V210H53ZM95 210V212H93V210ZM97 209V210H96ZM98 209H100L98 211ZM112 209V210H111ZM222 209V210H220ZM225 212H224V210ZM253 209V210H252ZM41 210V211H40ZM46 210H49L46 211ZM70 210V211H69ZM76 210V212H75ZM81 210V211H79ZM117 210V211H116ZM37 211V212H36ZM45 213H42L44 212ZM60 212L61 215L56 217L55 221H52L53 224L51 223L49 226L46 225V223L48 222V218L50 215L49 213L51 214H55L57 212ZM80 213L78 214V217L82 214H84L83 216L87 219V215H88V219L89 221H87L84 217L80 216L79 219L76 218V214L74 213ZM101 211V212H100ZM129 213H128V212ZM172 210H168V212H171ZM36 212V213H35ZM47 212V213H46ZM69 212V213H68ZM99 212V213H98ZM125 212V213H124ZM127 212V213H126ZM218 212V213H217ZM230 212V213H229ZM67 215H66V214ZM74 216H72V214ZM96 213V214H95ZM98 213V214H97ZM199 213V215H198ZM225 213V214H224ZM263 213V214H262ZM48 214V215H46ZM126 214V215H125ZM188 214V215H187ZM219 214V215H218ZM252 214V215H251ZM261 214V215H259ZM35 215V216H34ZM69 215V217H68ZM71 215V216H70ZM92 215V216H91ZM128 215V216H127ZM196 215V216H195ZM231 217H230V216ZM96 216V217H95ZM222 216V217H221ZM27 217V218H26ZM32 217H35V218H38L35 220V218L33 219ZM42 217V218H41ZM187 217V218H185ZM191 217V218H189ZM193 217V218H192ZM230 217V218H229ZM41 218V219H40ZM71 218H74V219H71ZM76 218V220H75ZM81 218V219H80ZM95 218V219H94ZM117 218V219H116ZM121 218H122V221H121ZM132 218V219H131ZM232 218V219H231ZM262 218V219H261ZM40 219V220H39ZM71 219V220H70ZM85 219V220H84ZM193 219V220H192ZM228 219V220H227ZM261 219V220H260ZM35 220V221H34ZM39 220V221H38ZM75 220V222H74ZM78 220V221H77ZM93 220V221H92ZM131 220V221H130ZM173 220V219H172ZM186 220V221H185ZM193 222H192V221ZM198 220H201L202 223H200V221ZM219 220V221H217ZM230 220V222H229ZM255 220V221H254ZM18 220H16L17 222ZM25 221V222H24ZM47 221V222H46ZM71 221V222H70ZM87 221V222H86ZM120 221V222H119ZM130 221V222H128ZM190 221V223H188ZM261 221L263 224H261ZM22 222L24 224H22ZM34 222V223H33ZM55 222V223H54ZM68 222V223H66ZM70 222V223H69ZM79 224L78 226L75 224ZM91 222V223H90ZM94 222V223H93ZM113 222V223H112ZM134 224H133V223ZM240 222V223H239ZM244 222V223H243ZM36 223V224H35ZM233 223V224H232ZM238 223V224H237ZM252 223V224H251ZM254 223V224H253ZM259 223V224H258ZM68 224V225H67ZM71 224V225H70ZM72 224L74 226V228L72 227ZM90 224L91 225V230H90ZM188 224V225H187ZM195 224V225H194ZM197 224V225H196ZM200 226H199V225ZM216 224V225H215ZM219 224V225H218ZM38 227H37V226ZM70 225V228H73V230H75V232L70 229L68 226ZM136 225V226H135ZM247 225V227H246ZM249 225V226H248ZM258 225V226H257ZM260 225V226H259ZM22 226V230L20 229V227ZM26 226V227H25ZM60 226H62L63 228H61ZM77 226V227H76ZM215 226V227H214ZM217 226V227H216ZM56 227V228H55ZM57 227L59 230H57ZM66 228V231H65V228ZM88 227V228H87ZM97 227V228H95ZM153 229L154 230H157L158 229V225H157V221L155 220V223L153 224ZM191 227V228H190ZM193 227V228H192ZM197 228V229H194ZM200 227V228H199ZM202 227V229H201ZM257 227V228H256ZM20 230H19V229ZM25 228V229H24ZM44 228V229H43ZM61 228V230H60ZM95 228V231H93ZM215 228V229H214ZM222 228V229H221ZM226 228V229H225ZM227 228L229 230H227ZM242 228V229H241ZM250 228V229H249ZM254 228V229H253ZM43 229V230H42ZM64 229V230H63ZM69 229V230H68ZM87 229V230H86ZM89 229V230H88ZM97 229H101V231L104 232V234L100 231H98ZM160 229V228H159ZM190 229H193V230H190ZM202 232H201V230ZM220 229V230H219ZM236 229V230H235ZM254 231H253V230ZM30 230V231H29ZM35 230V231H34ZM45 230V231H44ZM70 232H68V231ZM153 230V231H154ZM183 230V231H182ZM197 230V231H195ZM218 232H217V231ZM44 231V232H43ZM53 231V230H52ZM65 231V232H64ZM87 231L89 233H87ZM98 231V232H97ZM192 231V233H190ZM194 231V233H193ZM206 231V232H205ZM219 231H223V232H219ZM230 231V232H229ZM233 231V232H232ZM253 231V232H252ZM20 232V233H19ZM67 232V233H66ZM73 234H72V233ZM90 232L93 234H91L90 236ZM94 232V233H93ZM113 232V231H112ZM111 232V233H112ZM160 232V231H159ZM197 232V234H196ZM229 232V233H228ZM239 232V233H238ZM244 232V233H243ZM260 232V233H259ZM19 233V234H18ZM23 233V234H22ZM26 233V234H25ZM86 233V234H85ZM99 233V234H98ZM114 233V232H113ZM128 233V232H127ZM127 233H125L124 235L122 236H119V237H116V241H120L121 239H118V238H123V236H127V237H131L130 234L129 236L127 235ZM183 233V234H182ZM186 237L184 236L185 234ZM219 233V234H218ZM227 233V234H226ZM254 233V234H252ZM257 233H259L257 235ZM28 234V235H27ZM65 234H69V235H65ZM78 235V236H75V235ZM101 234V235H100ZM106 234V235H105ZM110 234V235H108ZM196 234V235H195ZM207 234V235H206ZM212 234V236H211ZM234 234V235H233ZM246 234V235H245ZM17 235V236H16ZM37 235V237L35 236ZM95 235V236H94ZM100 235V236H98ZM177 235L178 238H177ZM190 235V237L188 236ZM194 235V236H193ZM205 235V236H203ZM231 238H230V236ZM253 235H257L256 237H254ZM184 238H183V237ZM207 236V237H206ZM246 236V237H245ZM249 236V237H248ZM17 237V238H16ZM36 237V238H35ZM39 237V238H38ZM85 237V238H84ZM90 237V238H89ZM180 237V238H179ZM193 237V238H192ZM216 237V238H215ZM246 238L247 240H243L244 242H242V238ZM250 237H253L252 239ZM38 238V239H37ZM84 238V239H82ZM102 238V239H101ZM199 238V239H198ZM202 238V239H201ZM211 238V239H210ZM223 238V239H222ZM233 238V239H232ZM96 239V240H94ZM184 239V241H183ZM188 240V241H185ZM209 241H208V240ZM229 239V240H228ZM231 239V240H230ZM235 239V240H234ZM236 239H239V240H236ZM262 239V240H261ZM20 240V241H19ZM75 240V239H74ZM88 242H87V241ZM92 240V241H91ZM99 244H98V242ZM105 240V239H104ZM131 240V241H130ZM146 242V237L143 236V238H141L139 241L136 240V239H127L125 242H122L121 244L118 243V248L117 250L115 251L116 252V255L118 254V256H124L126 257V259L121 262L120 264H141V251L142 253L145 252L146 253V259L147 261H152L153 258H154V251L153 250H149L148 252L145 251L144 249H146V247H144V241ZM190 240V241H189ZM207 240V241H206ZM25 241V242H24ZM40 241V243H39ZM92 242V243H89V242ZM194 241V243H193ZM206 241V243L204 242ZM233 241V242H232ZM237 241V242H236ZM238 241H240L238 243ZM247 241V242H246ZM250 241V242H249ZM259 241V242H258ZM22 242V243H21ZM36 242V243H35ZM42 242V243H41ZM82 242V243H81ZM84 242V243H83ZM99 245H97L96 244ZM208 242V244H207ZM232 242V243H231ZM249 242V244H248ZM86 243V244H85ZM90 246H89V244ZM205 243V244H204ZM214 247H212V245ZM222 243V244H221ZM231 243V244H230ZM242 243H244V246ZM42 244V245H41ZM135 244V246H134ZM137 244V245H136ZM204 244V245H203ZM225 244V245H224ZM256 244V245H255ZM42 247H41V246ZM88 245V246H86ZM95 247H94V246ZM133 245V246H132ZM218 247H217V246ZM227 245V246H226ZM243 245V246H241ZM40 246V248L38 247ZM98 246V247H96ZM121 246V247H120ZM122 246H125L126 248H123ZM238 246V248L236 247ZM252 246V247H251ZM260 246V247H259ZM17 247V248H16ZM22 247V249H21ZM35 247V248H34ZM37 247V248H36ZM87 247V248H86ZM91 247V248H90ZM129 247V248H128ZM93 248V249H92ZM221 248V249H220ZM227 248V249H226ZM229 248V249H228ZM237 248V250H236ZM244 248V249H245ZM251 248H253L251 250ZM13 249V250H12ZM28 249V250H26ZM48 249V250H47ZM124 251H123V250ZM141 249V251H140ZM201 249V250H200ZM231 249V250H230ZM260 249V250H262ZM20 250V251H19ZM25 250V251H24ZM88 251V253L86 251ZM175 250V249H174ZM217 252H216V251ZM228 250V252L226 253V251ZM236 250V251H235ZM11 251V252H10ZM17 251V253H16ZM39 254H38V252ZM122 251V252H121ZM127 251V252H126ZM166 251V250H165ZM168 251V250H167ZM176 251V250H175ZM219 251V252H218ZM220 251H222V253H220ZM230 251V252H229ZM247 253V256L252 258L251 255H253L256 251H252ZM35 252V253H34ZM46 252V253H45ZM57 252V253H56ZM114 252V253H115ZM120 252V253H119ZM140 252V253H139ZM192 252V251H191ZM225 252V253H223ZM233 252H231V255L233 254ZM258 252V251H257ZM256 252V253H257ZM263 252H264V249H263ZM262 252V253H263ZM17 255H16V254ZM22 253V254H21ZM33 253V254H32ZM37 253V254H36ZM43 253L46 255L43 256ZM221 255H217L219 254ZM251 253V254H250ZM21 254V255H20ZM32 254V255H31ZM223 254V255H222ZM225 254V255H224ZM20 255V257H18ZM88 255V256H87ZM229 255V256H228ZM259 255V258L258 261L256 262V264H264V257L262 259V256H264V253L263 255L262 254H258ZM12 256V257H13ZM32 256V258L30 257ZM40 258H39V257ZM179 256H181L179 254ZM51 257V259L49 258ZM133 257V258H132ZM218 257V258H217ZM30 258V259H29ZM34 258H37V262ZM131 258V259H130ZM220 258V259H219ZM1 259V258H0ZM17 259H20V260H17ZM50 261H49V260ZM2 260V259H1ZM4 260V259H3ZM130 260V261H129ZM16 261V262H15ZM18 261V262H17ZM46 261V263H44ZM48 262V263H47ZM126 262V263H125ZM177 261L173 262L172 264H176ZM220 262V263H219ZM259 262V263H258ZM25 263V264H27ZM250 264H255V263H250Z\"/></svg>",
	"mask_w": 264,
	"mask_h": 264
},
{
	"label": "bare ground",
	"instance_id": "6f19581e",
	"mask_svg": "<svg viewBox=\"0 0 264 264\" xmlns=\"http://www.w3.org/2000/svg\"><path fill=\"white\" fill-rule=\"evenodd\" d=\"M26 1V6H29L31 3L35 5V2L34 1H38L40 3H38V7H37V12H35V15L33 14V17H31L28 22H25L24 21V24L20 25L19 28H18V31H17V34L16 36L12 39V41H14V47H19V43H22L25 39L27 40V43L30 42V40H34L32 43V47H31V51H37L41 45H43V43L49 39H51L52 37H54L55 35L57 36L62 34L61 36H63V34H66L68 35L69 32H71L72 28L74 29L75 26L79 25V27H82V28H85V29H88L89 31V35L87 36H83L82 32H77L75 34V37H76V45L74 46V48H77L78 51L80 52H85L87 50H89L93 45H95L97 43V41L94 39V35L97 33V31L99 30V25L97 24V18L95 16V14L93 15L91 13V10L89 11V6H88V0H25ZM111 1V0H110ZM119 1V0H118ZM117 1V2H118ZM122 1V0H121ZM129 1V0H128ZM135 1V0H134ZM139 0H137L136 2V6L139 7L136 12L139 16L143 17L144 15H146L149 10L150 12H152V10L155 8V5H160L159 8L160 10L161 9V6L163 4H165L166 2H169V7H168V15H166L163 11H158L157 15H152L151 17L150 16H146L147 20L149 21V26H148V29H146V31L144 30L140 37L138 36V40L141 39V38H147L146 41H144L145 43V47H144V50H143V53L142 54H139L138 57H136L137 55H134V57H136L137 59H135L137 61V65L140 67L142 66L143 68L145 67L146 68V64H153L156 66V68L158 70H160L161 72H163L164 75H166V78H167V84H166V88H164L165 92L169 95L171 93V90L173 88H175L173 91H175V96L172 97V104L169 106V111L166 112L170 115L169 119L172 118V117H178V109L176 106L173 105V103H175V101H178L177 99L179 98V100L181 99H189L191 100V102L197 104V116L195 117H192V118H184V123L182 124V126L190 129L189 131H191V129L193 130V127H191L190 125V121H193V120H196L195 122V132L197 133V136L202 138V141H205L207 139H210V136L214 135L217 130H218V125H217V122H213V121H216L215 117L210 113V109H206L204 107V102L209 100V99H212L213 101L215 102H218L220 104V107L222 108V112L224 114V116H226L227 118H236V119H239V120H245V121H250V120H254V122H256L258 120V114L256 113H253L254 111H250L249 108H247L248 104V99L246 100L244 97V95H241L240 92L236 94H240V95H236L233 91H231L229 88H234L232 87L234 83H236V81L232 80L234 78L231 79V77H229L228 75V72L230 71V67L232 66L230 63V61H228V58L230 57H233L234 59V54L236 53L235 51H231V48L229 47V45L227 44L226 40H228L230 37H231V28L228 26V23L231 22H227L226 20V17H229V16H232L233 19H235L236 23H237V27H239V31L240 32V29H244V31H247L249 32H252L253 31V28H256L254 24H247L245 23V18L242 16L243 13H246L248 14L250 17L254 18L256 21H259V20H263L264 21V0H153V2H151L150 4H145L146 6L143 5L142 7V4L140 2H138ZM179 1H182V3H180ZM21 2V0H10L8 5L10 6H15V7H18V4ZM105 2V0H104ZM108 2V1H107ZM116 2V1H115ZM114 2V3H115ZM126 2V1H125ZM131 2V1H130ZM3 3V2H2ZM119 3V2H118ZM121 3V2H120ZM119 3V4H120ZM129 3V2H128ZM5 4V3H4ZM29 4V5H28ZM93 4V3H92ZM113 5V2L111 3ZM134 4V3H133ZM7 5V3L5 4ZM25 5V4H24ZM62 5V7L64 8V11L63 12H58L56 13V15H53V13L58 10L57 8H60V6ZM118 5V4H117ZM131 5V4H130ZM121 6V5H120ZM141 6V7H140ZM2 7V5H1ZM34 8V7H33ZM115 8V7H114ZM134 8V7H132ZM23 9V7H22ZM21 9V10H22ZM26 9V8H24ZM6 10H8L6 8ZM13 10V9H12ZM116 10H118L117 8H115L113 11H111L110 13H108L110 15L111 18H114V19H119V17H117L116 15ZM133 10V9H132ZM243 10V11H242ZM59 11V10H58ZM121 11V12H120ZM14 12V11H13ZM12 12V13H13ZM16 12V11H15ZM29 12V10H28ZM27 12V13H28ZM32 12V11H31ZM30 12V13H31ZM96 12V11H95ZM120 13H127L126 10H123V7L122 9L120 8L119 10ZM1 13V12H0ZM23 13V12H22ZM100 13V12H99ZM118 13V12H117ZM241 14V15H238V14ZM5 14V13H4ZM15 14V13H14ZM18 14V13H17ZM6 15V14H5ZM99 15V14H98ZM136 15V13H135ZM246 16V15H245ZM4 16L2 14H0V20L3 18ZM13 17V16H12ZM135 17V16H134ZM107 18V16H106ZM109 18V16H108ZM231 18V19H232ZM244 18V19H243ZM17 19V18H15ZM14 19V21H15ZM23 19V18H22ZM121 19V18H120ZM124 19V18H123ZM122 19V20H123ZM126 19V18H125ZM230 19V18H229ZM241 19V20H240ZM243 19V20H242ZM247 19V18H246ZM250 19V18H249ZM10 20V19H9ZM12 20V19H11ZM24 20V19H23ZM2 21V20H1ZM116 21V20H115ZM234 21V23H235ZM11 22V21H10ZM22 22V21H21ZM100 22V21H99ZM253 22V21H252ZM251 22V23H252ZM261 22V21H260ZM254 23H256L254 21ZM3 24V23H2ZM14 24V23H13ZM12 24V25H13ZM105 24V23H104ZM127 24V23H126ZM260 24V23H259ZM263 24V23H262ZM137 25V24H136ZM236 25V24H235ZM261 25V24H260ZM259 25V27H261ZM127 26V25H126ZM140 26V25H139ZM1 27V26H0ZM10 27V26H9ZM18 27V26H17ZM131 27V26H130ZM236 27V28H237ZM233 28V27H232ZM262 28H264V26L262 25ZM4 29V28H3ZM2 29V30H3ZM13 29V28H12ZM15 29V28H14ZM119 29V28H118ZM133 29V28H132ZM260 29V28H258ZM258 29H256L257 31H259ZM84 30V29H83ZM117 30V29H116ZM122 30V28H121ZM120 30V31H121ZM142 30V29H141ZM254 30V31H256ZM261 30V29H260ZM75 31V30H74ZM77 31V30H76ZM75 31V32H76ZM86 31V30H85ZM83 31V32H85ZM123 31V30H122ZM233 31V30H232ZM264 31V30H263ZM9 32H10V29H9ZM13 33V31H11ZM74 32V33H75ZM133 32V31H132ZM15 33V32H14ZM102 33V31H101ZM107 33V32H106ZM136 33V32H134ZM133 33V34H134ZM234 33V31H233ZM254 33V32H253ZM2 34V33H1ZM5 34V33H4ZM3 34V37H5ZM87 34V33H86ZM103 34V33H102ZM112 34L115 35V33L113 32ZM118 34V33H117ZM122 34V33H119V35ZM132 34V33H130ZM140 34V33H139ZM138 34V35H139ZM242 33H240L241 35ZM263 34V33H262ZM9 35V34H8ZM72 35V34H71ZM113 35V36H114ZM129 35V34H127ZM125 35V36H127ZM251 35V34H250ZM249 35V36H250ZM56 36H55V40H56ZM124 36V37H125ZM133 36V35H132ZM238 36V35H237ZM242 37H244L243 35H241ZM247 36H248V33H247ZM248 36V37H249ZM252 36H255V34H253ZM263 36V35H262ZM260 36V37H262ZM2 37V36H1ZM96 37V36H95ZM98 37V35H97ZM110 37V36H108ZM116 37V36H115ZM240 37V36H239ZM246 37V36H245ZM264 37V36H263ZM262 37V38H263ZM66 37H64L65 39ZM74 36L72 37V40ZM127 38V37H126ZM130 38V37H129ZM252 38V37H250ZM257 38V37H256ZM4 39V38H3ZM54 39V38H52ZM60 39V38H59ZM58 39V40H59ZM70 39V38H68ZM111 39V38H110ZM109 39V40H110ZM135 39V37H134ZM240 39V38H239ZM247 39V38H246ZM249 39V38H248ZM255 39V38H254ZM55 40H52V41H55ZM60 40H63L60 39ZM66 40V39H65ZM64 40V41H65ZM71 40V39H70ZM121 40V39H120ZM128 40V39H127ZM132 40V39H131ZM237 40V39H236ZM261 40V39H260ZM68 41V40H67ZM99 41V40H98ZM114 41V40H112ZM115 45L113 50H115L116 52L118 50H121V48L123 47V42L119 41V39H116L115 40ZM254 41V40H253ZM7 42V41H6ZM49 41H47L46 43H48ZM61 42V41H60ZM107 42V41H106ZM110 42V41H109ZM106 43L107 45L110 43ZM130 42V41H129ZM133 42V41H132ZM235 42V40H234ZM12 43V44H13ZM31 43V42H30ZM50 43V42H49ZM55 43V42H54ZM64 43V42H63ZM72 43V42H71ZM114 43V42H113ZM112 43V44H113ZM138 43V42H137ZM135 43V44H137ZM236 43V42H235ZM253 43L251 40L248 41H244L242 44L243 46L245 47H248L249 49L252 48L253 46ZM2 44V43H1ZM29 44V43H28ZM51 44V43H50ZM58 44V43H56ZM61 44V43H60ZM59 44V46H60ZM67 43H65L66 45ZM70 43L67 44V46L69 45ZM129 44V43H128ZM133 44V46L135 45ZM195 45L192 51V49H190L192 47V45ZM3 45V44H2ZM30 45V44H29ZM49 45V44H48ZM108 45V47H109ZM130 45V44H129ZM234 45V44H232ZM241 45V44H240ZM257 45V44H255ZM254 45V46H255ZM259 45V44H258ZM45 46V45H44ZM52 46V45H51ZM72 46V44L70 45ZM69 46V47H70ZM104 46V45H102ZM102 46L100 48H102ZM136 46V45H135ZM239 46V45H238ZM49 47V46H48ZM61 47V46H60ZM59 47V48H60ZM66 47V46H65ZM96 47V46H95ZM130 47V46H129ZM259 47V46H258ZM256 46V48H258ZM2 48V47H1ZM5 48V47H4ZM7 48V47H6ZM21 48V46H20ZM25 48H26V44H25ZM29 48V47H28ZM43 47H41L39 50H41ZM45 48V47H44ZM63 48V47H61ZM74 48H71V49H74ZM105 47H103L102 49H104ZM127 48V47H126ZM133 48V47H132ZM137 49V47H135ZM236 48V47H235ZM256 48H254L256 50ZM22 49V48H21ZM57 49V48H56ZM92 49V48H91ZM96 49V48H95ZM134 49V48H133ZM203 49V50H202ZM234 49V48H232ZM237 49V48H236ZM262 49V48H261ZM46 50V49H45ZM63 50V49H61ZM70 50V49H69ZM68 50V51H69ZM97 50V49H96ZM95 50V52H96ZM99 50V49H98ZM97 50V51H98ZM105 50V49H104ZM246 50V49H245ZM18 51V50H17ZM21 50H19L20 52ZM23 51V50H22ZM21 51V52H22ZM29 51V49H28ZM27 51V52H28ZM44 51V50H43ZM64 51V50H63ZM62 51V52H63ZM71 51V50H70ZM76 51V50H74ZM238 51V50H237ZM252 51H254L252 49ZM263 51V50H262ZM38 52V51H37ZM45 52V51H44ZM60 52V50H59ZM100 52V51H99ZM102 52V51H101ZM100 52V53H101ZM105 51H103L104 53ZM112 52V51H111ZM110 52V53H111ZM115 52V53H116ZM121 52V51H120ZM248 52V51H247ZM260 52V51H259ZM264 52V51H263ZM262 52V53H263ZM5 53V52H4ZM13 53H14V50H12L11 53H7L5 54V58L4 57H0V58H4L1 62H0V69H8L10 68L11 66H13V63H14V60H16L17 57L14 58L13 56ZM17 54V52H15ZM36 53V52H35ZM39 53V52H38ZM41 53H42V50H41ZM73 53V52H72ZM77 53V51H76ZM89 53V52H88ZM107 53V52H106ZM105 53V54H106ZM109 53V54H110ZM249 53V52H248ZM260 53V54H262ZM20 54V53H18ZM17 54V56H18ZM25 54V53H24ZM30 54V53H29ZM32 54V53H31ZM40 54V53H39ZM44 54V53H43ZM66 54V53H65ZM84 54V53H83ZM99 54V53H98ZM121 54V53H120ZM134 54V53H133ZM136 54V53H135ZM243 54V53H241ZM245 54V53H244ZM251 54V53H249ZM258 54V53H257ZM28 55V54H27ZM63 55V54H62ZM68 55V54H67ZM71 55V54H69ZM68 55V56H69ZM74 55V54H73ZM85 55V54H84ZM91 55V54H90ZM88 55V56H90ZM95 55V54H94ZM96 55H97V52H96ZM116 55V54H115ZM125 55V54H124ZM247 55V54H245ZM245 55H243L245 57V59L247 58ZM34 57V55H32ZM65 56V55H64ZM67 56V57H68ZM72 56V55H71ZM108 56V55H107ZM111 56V55H110ZM117 56V55H116ZM115 56V57H116ZM121 56V55H119ZM251 56V55H249ZM261 56V55H259ZM258 55L256 56V58L259 57ZM29 57V55L27 56V58ZM38 57V56H37ZM36 57V58H37ZM42 57V55H41ZM80 57V56H79ZM96 57V56H95ZM93 57V58H95ZM129 57V56H128ZM236 57H237V54H236ZM235 57V59H236ZM87 58V57H86ZM85 58V59H86ZM102 58V57H101ZM120 58V57H119ZM125 58V57H124ZM242 58V57H241ZM240 58V59H241ZM255 58V57H254ZM255 58V59H256ZM20 60L23 59L22 57L19 58ZM25 59V57H24ZM23 59V60H24ZM32 59V58H30ZM40 59V58H39ZM73 58H71L70 61L68 62H71ZM96 59V58H95ZM103 59V58H102ZM107 59V58H105ZM122 59V58H121ZM163 59L167 60L168 62H171V65L169 64L168 66H164L163 65ZM232 59V58H231ZM260 59V58H259ZM262 59V58H261ZM28 60V59H27ZM37 60V59H36ZM68 60H69V57H68ZM101 60V59H100ZM104 60V59H103ZM120 60V59H119ZM126 60V58H125ZM250 61V59H248ZM263 60V59H262ZM22 61V60H21ZM25 61V60H24ZM23 61V63H24ZM85 61V60H84ZM97 61V60H96ZM107 61V60H106ZM105 61V62H106ZM117 61V60H116ZM122 61V60H121ZM129 61V60H128ZM135 61V62H136ZM264 61V60H263ZM261 61V62H263ZM16 62V61H15ZM20 62V61H19ZM44 62V61H43ZM73 62V61H72ZM76 62V60H75ZM99 62V60H98ZM108 62V61H107ZM106 62V63H107ZM110 62V61H109ZM124 62V61H123ZM133 62V61H132ZM230 62V63H228ZM244 61H242V64L244 65L243 63ZM258 62H260L258 60ZM21 63V62H20ZM33 61L31 62V65H34L32 64ZM190 63H196L197 65H199L201 68H203V66L207 69V76L209 77V84H208V88H207V91L206 92H203L201 90L198 89L197 87V83L199 82H196L194 79L191 80L189 83H187V80H183V84H186V88L183 92H178V84L180 85L181 83L179 81H177V76L178 75H188L189 73V68H187V66L190 64ZM234 63V61H233ZM232 63V64H233ZM239 63V62H238ZM253 61H252V65H253ZM63 66L64 64L61 63ZM67 64H70V63H67ZM72 64V63H71ZM97 64V63H95ZM120 64V63H119ZM123 64V63H122ZM125 64V63H124ZM129 64V63H127ZM136 64V63H135ZM229 64L231 66H229ZM249 64V62H248ZM14 65L16 66V64L14 63ZM22 65V64H21ZM27 65V63H26ZM29 65V66H31ZM58 65V64H57ZM83 65V64H81ZM133 65V64H132ZM193 65V64H192ZM247 65V64H246ZM255 65V63H254ZM253 65V66H254ZM25 66V65H24ZM39 66V65H38ZM54 66V65H53ZM56 66V65H55ZM54 66V69H56ZM107 66V65H106ZM128 66V65H126ZM126 66H123V67H126ZM196 66V65H195ZM250 66V65H249ZM252 66V68H253ZM21 67V66H20ZM33 67V66H32ZM65 67H66V64H65ZM68 69H69V66H67ZM73 67V68H71ZM70 67V70L71 69H74V70H77L79 69V65L77 64H73L72 66ZM91 67V66H90ZM118 67V66H117ZM120 67V66H119ZM129 67V66H128ZM140 67V68H142ZM179 67H180V70H179ZM25 68V67H24ZM23 68V70H24ZM31 68V67H30ZM83 68V67H82ZM89 68V67H88ZM102 68V67H101ZM100 68V70H102ZM108 68V67H106ZM112 68H114V66H112ZM135 68V67H134ZM199 68V67H197ZM247 68V67H246ZM254 68H257L258 69V66L255 65ZM37 69V68H36ZM64 69V67H63ZM67 69V68H66ZM65 69V71H66ZM111 69V68H110ZM122 69V68H120ZM123 69H126V68H123ZM236 69V68H235ZM238 69V68H237ZM242 72L241 74L245 73V72H248L247 70L244 72V68H242ZM12 70V68H11ZM14 70V69H13ZM21 70V69H20ZM45 70V69H44ZM69 70V71H70ZM105 71L103 72H106V69H104ZM108 70V69H107ZM116 70V69H115ZM118 70V69H117ZM146 70V69H145ZM152 70H155V69H152ZM196 70V69H195ZM239 70V69H238ZM25 71V70H24ZM51 71V70H50ZM56 71V70H55ZM53 71V72H55ZM68 71V70H67ZM80 71V70H79ZM86 71V70H85ZM91 72V70H89ZM99 71V70H98ZM112 71V70H111ZM122 71V70H121ZM125 71V70H124ZM203 71V70H202ZM258 72V70H255ZM254 71V72H255ZM259 71H260V68H259ZM6 72V71H5ZM32 72V71H30ZM43 72V71H42ZM52 72V71H51ZM52 72V73H53ZM57 72V71H56ZM55 72V73H56ZM60 72V71H58ZM57 72V74H58ZM62 72V71H61ZM60 72V73H61ZM73 72V71H71ZM84 72V70H83ZM82 72V73H83ZM94 72V71H93ZM115 73V71H113ZM120 72V71H119ZM138 72V71H137ZM143 72V71H142ZM151 72V71H150ZM250 72V71H249ZM252 72V71H251ZM59 73V74H60ZM68 73V72H67ZM70 73V72H69ZM100 73V71L98 72ZM102 73V71H101ZM108 73V71H107ZM114 73L112 74L113 76ZM132 73V72H131ZM160 73V72H159ZM256 73V72H255ZM260 73V75H263V72ZM257 73V74H258ZM5 74V73H4ZM33 74V73H32ZM37 74V73H36ZM35 74V75H36ZM77 74V73H76ZM80 74V73H78ZM87 74V73H85ZM120 73H118L117 75L119 76ZM135 74V73H134ZM172 74V75H171ZM255 74V75H257ZM2 75V74H1ZM0 75V76H1ZM61 75V74H60ZM69 75V74H67ZM92 75V74H91ZM90 75V76H91ZM98 75V74H97ZM102 75V74H101ZM108 75V74H107ZM136 75V74H135ZM146 75V73H145ZM194 75V74H193ZM197 75V74H195ZM199 75V74H198ZM236 75V74H235ZM234 75V77H235ZM238 75V74H237ZM249 75V74H248ZM38 76V75H37ZM44 76V75H43ZM42 76V77H43ZM52 76V75H51ZM50 76V78H52ZM57 76V75H56ZM56 76L54 78H56ZM63 77V74L61 75ZM70 76V75H69ZM87 76V75H86ZM89 76V75H88ZM93 76V75H92ZM125 76V75H124ZM201 76V75H200ZM222 76H227L229 77L228 80L226 79V81H224L223 83V80L224 78H222ZM252 76V74H251ZM250 76V77H251ZM258 76V75H257ZM28 77V76H27ZM35 77V76H34ZM33 77V78H34ZM47 77V75H46ZM59 79H57L58 81L61 80V78L59 76H57ZM65 77V76H64ZM68 77V76H67ZM66 77V79H67ZM74 77H77L74 75ZM73 77V78H74ZM82 77V76H81ZM85 77V76H84ZM96 76H94V79H95ZM99 77V76H98ZM152 77V76H151ZM157 77V76H156ZM205 77V76H204ZM249 76L247 77V73H245V75H240L239 77V80H238V83L239 81H245V79H248L250 78ZM21 78V77H19ZM24 78V77H23ZM40 78V77H39ZM45 78V77H43ZM72 79V77H70ZM93 78V77H92ZM117 78V77H116ZM115 78V79H116ZM128 78V77H127ZM137 78V77H136ZM235 78L238 79V77L236 76ZM264 78V76H263ZM30 79V78H29ZM37 79V77H36ZM46 79V78H45ZM44 79V80H45ZM64 79V78H63ZM70 79V80H71ZM76 79V78H75ZM79 79L80 76H79ZM87 79V77H86ZM98 79V78H96ZM95 79V80H96ZM113 79V78H112ZM138 79V78H137ZM154 79V78H153ZM184 79V78H183ZM223 79V80H222ZM257 79V77H256ZM51 80V79H50ZM54 80V79H53ZM74 80V79H73ZM77 80V79H76ZM93 80V79H92ZM109 80V79H108ZM111 80V78H110ZM204 80V79H203ZM208 81V79H206ZM262 80V79H261ZM39 81V80H38ZM38 81L36 83H38ZM81 81V80H80ZM79 81V82H80ZM83 81V80H82ZM148 81H150L148 79ZM1 82V81H0ZM13 82V81H12ZM24 82V81H22ZM41 82V81H40ZM51 82V81H50ZM90 82V81H89ZM104 82V85H105V81L104 80H101V78L99 80L96 81V86L100 88V86H104L102 85ZM146 82V81H145ZM152 82V81H151ZM26 83V82H25ZM45 83V82H44ZM48 83V82H46ZM59 83V82H58ZM71 83H75L73 84L75 87L76 85V82H71ZM111 83V82H110ZM154 83V82H153ZM42 84V83H40ZM51 84V83H50ZM49 84V85H50ZM70 84V83H69ZM68 84V85H69ZM78 84V83H77ZM91 84V83H90ZM92 84H93V81H92ZM131 84V83H130ZM129 84V85H130ZM133 84V83H132ZM135 84V83H134ZM149 84V83H148ZM151 84V83H150ZM155 84V83H154ZM201 84V83H200ZM205 84V85H207ZM263 84V83H262ZM33 85V84H32ZM44 85V84H43ZM48 84H45L43 87H38V89H36V91H32L33 94L31 95H28V93L26 92V94L24 95L25 96H32L33 99H35V101L37 103L40 104L41 101H43L44 99L46 100L47 98L49 99H52V98H55V96H53L52 94H56V92L54 91H51L53 89V87L49 86ZM126 85V84H124ZM258 85V84H257ZM36 86V85H35ZM42 86V85H41ZM59 86V85H58ZM60 86H61V82H60ZM70 86H72L70 84ZM142 86H146V83L145 85H142ZM247 86V85H246ZM1 87V85H0ZM3 87V86H2ZM8 87V86H6ZM5 87V88H6ZM11 86H9L10 88ZM13 87V85H12ZM29 87V86H28ZM27 87V88H28ZM69 87V86H68ZM79 87V86H77ZM88 87V86H87ZM90 87V85H89ZM115 87V85H114ZM118 87V86H117ZM129 87V86H128ZM133 87V86H132ZM139 87V85H138ZM263 87V85H262ZM261 87V88H262ZM18 88V87H17ZM15 88V89H17ZM21 88H26L25 86L20 87L19 90H21ZM27 88L25 90H27ZM31 88V87H30ZM40 88V89H39ZM61 88V87H60ZM72 88V87H71ZM91 88H93L91 86ZM96 88V89H98ZM112 88V87H111ZM238 88V86H237ZM244 88V87H243ZM8 89V88H7ZM33 89V88H32ZM56 89V88H54ZM53 89V90H54ZM70 89V87L68 88ZM83 89V88H82ZM81 89V90H82ZM86 89V88H85ZM90 89V88H88ZM132 89V88H131ZM259 89V88H258ZM257 89V90H258ZM34 90V89H33ZM80 90V88H79ZM95 90V89H93ZM103 89L100 90V92H102ZM105 90V88H104ZM114 90V89H113ZM203 90V89H202ZM233 90V89H232ZM238 90V89H237ZM244 90V89H243ZM255 90V89H254ZM253 90V91H254ZM260 90V89H259ZM7 91V90H6ZM6 91L3 89V88H0V97H5L7 98V93ZM10 91V90H9ZM12 91V90H11ZM29 91V89L27 90ZM31 91V90H30ZM29 91V92H30ZM84 91V90H83ZM92 91V90H91ZM133 91V90H132ZM135 91V90H134ZM133 91V94H135ZM247 91V90H246ZM249 91V90H248ZM4 92L7 94L6 96H4ZM13 92V91H12ZM21 92V91H20ZM87 92V91H86ZM90 92V91H88ZM97 92V90H96ZM95 92V93H96ZM112 92V91H111ZM117 92V91H116ZM128 92V91H127ZM126 92V93H127ZM131 92V91H130ZM233 92V94H232ZM77 91H70V90H64L63 91V94L62 96L64 97L65 99V104H67V110L65 111L63 108L64 106L62 105L63 102H58L60 103L62 106H59L60 108H62L61 110L62 111H65V114H63L62 112V115H61V111L59 112V108L57 111L60 113V117L61 118H56V119H60L62 122L64 121L65 123H68V124H72L74 123V121H77L78 119L80 118H83L84 117V123H78L76 124V127H78V129L80 130V128H84L85 127V130H87L88 132V129H90V127L88 128L85 123L88 122V121H91L90 119L92 118L93 119V115H96V112H95V108L98 107L96 106L97 102L94 103L95 106L92 107L90 105V103L88 102V105L84 102L81 101V98L79 99V97H77ZM94 93V92H93ZM93 93H88L89 95L92 94L93 96ZM99 93V92H97ZM122 93V92H121ZM250 93V92H249ZM21 94V93H20ZM86 94V93H85ZM101 94V93H99ZM111 94V93H110ZM151 94V93H150ZM177 94V95H176ZM244 94V92H243ZM19 95V94H18ZM88 95V96H89ZM105 95H107L105 93ZM124 95V94H123ZM130 95V94H129ZM128 95V96H129ZM132 95V94H131ZM137 95V94H135ZM148 95V93H147ZM256 95V94H255ZM254 95V96H255ZM10 96L11 93H10ZM51 96V98H50ZM53 96V97H52ZM87 96V94H86ZM97 96V95H96ZM104 96V95H103ZM134 96V95H133ZM141 96V95H140ZM155 96V94L153 95ZM249 96V95H247ZM251 96V95H250ZM21 98L23 97L22 95L20 96ZM23 97V98H24ZM26 97V99H27ZM58 97V96H57ZM62 97V98H63ZM75 97H77L78 99H76ZM83 97V95H82ZM85 97V96H84ZM95 97V96H94ZM101 97V96H99ZM97 97V98H99ZM139 97V96H137ZM258 97V96H257ZM14 98V96H13ZM11 97V99H13ZM16 98V97H15ZM14 98V100H15ZM87 98V97H86ZM92 98V97H91ZM128 98V97H127ZM140 98V97H139ZM258 98H261V97H258ZM263 98V97H262ZM10 98H8V100H11ZM20 99V98H18ZM25 99V100H26ZM31 99V97H30ZM56 99V98H55ZM54 99V100H55ZM103 99V97L101 98ZM119 99V95L118 94H111V96L109 95L107 98H104V100L102 101V105L99 106V108L103 105H105L103 107L106 108L109 104H114L115 101H117ZM123 99V97H122ZM132 99V98H131ZM135 99V98H133ZM161 99V98H160ZM254 99V98H253ZM7 100V102H8ZM53 100V101H54ZM86 100V99H85ZM93 100V98H92ZM259 100V99H258ZM258 100H257V104H258ZM4 101V100H2ZM0 101V103L2 102ZM12 101V100H11ZM22 101V100H21ZM20 101V103H21ZM27 101V100H26ZM29 101V99H28ZM32 101V99L30 100ZM47 101V100H46ZM46 101H43L46 103ZM56 101V100H55ZM89 101V100H88ZM98 101V100H97ZM119 101V100H118ZM117 101V102H118ZM121 101V100H120ZM119 101V102H120ZM124 101V100H122ZM128 101V100H127ZM131 101V100H130ZM146 101L147 98H146ZM164 101V100H163ZM247 101V102H246ZM252 101V99H251ZM255 101V100H253ZM260 101V100H259ZM18 102V101H17ZM16 102V103H17ZM23 102V101H22ZM41 102V103H43ZM48 102V101H47ZM87 102V100H86ZM94 102V101H92ZM117 102H116V105H117ZM211 102V101H210ZM5 103V101H4ZM19 103V102H18ZM25 103V102H23ZM32 103H34V101H32ZM52 102H50V105H51ZM57 103V102H56ZM56 103L54 105H56ZM130 103V102H129ZM146 103V102H145ZM167 103V102H165ZM260 103V102H259ZM6 105L8 103H5ZM27 104V102H26ZM39 104H38V107H39ZM44 104V103H43ZM43 104H40L43 105ZM49 104V103H48ZM47 104V105H48ZM93 104V103H92ZM112 104V105H113ZM119 104V103H118ZM123 104V103H122ZM128 104V103H127ZM169 104V103H167ZM211 104V103H210ZM247 104V105H246ZM12 105V104H10ZM20 105V104H19ZM25 105V104H24ZM35 105V104H34ZM50 105L49 108H50ZM59 104H57L58 106ZM115 105V104H114ZM126 105V104H125ZM123 105V106H125ZM151 105V103H150ZM159 105V103L157 104ZM173 105V106H172ZM179 105V104H178ZM229 105L230 106H234L235 108V112H230V109H232V107L229 109ZM249 105H252V103H250ZM3 106V105H2ZM1 106V107H2ZM46 106V105H45ZM122 106V105H121ZM161 106V105H160ZM4 107V106H3ZM2 107V108H3ZM7 107V106H6ZM21 107L20 106V111H23L22 114H19L22 115L21 118H15L13 120H8V122L10 121V123H7V126L5 127H1L0 126V140L2 141L6 135H11V133L9 132L10 130L13 131L16 127H17V130L19 128V126L21 125L22 126H25V124H27V121L30 119H33L31 118L28 114H30L29 110L30 108L26 105L24 106L21 110ZM37 107V108H38ZM55 107V106H54ZM109 107V106H108ZM162 107V106H161ZM185 107V106H184ZM5 108V107H4ZM36 108V107H35ZM42 108V106H41ZM40 108V109H41ZM100 108V109H101ZM125 108V107H124ZM122 107V109H124ZM150 108V107H148ZM13 109V107H12ZM39 109V108H38ZM38 109L36 110V115L35 117H39V118H42V119H37V120H41L44 124V129H41L44 131V136H45V139H46V142H52V141H57V143H59L58 141H60L61 144H64L65 145V142L66 140L69 138H67V132L68 131H62L64 130L63 129H58L57 127L59 126L60 128H62V126L58 125L57 127L55 126L56 123H53L51 122V114H40V112L43 110H39L40 112L38 113ZM55 109V108H54ZM66 109V108H65ZM127 109V108H126ZM154 109V108H153ZM165 108L163 107V110ZM187 109V108H186ZM17 110V108H16ZM43 110V111H44ZM102 110V109H101ZM117 110V109H116ZM9 111V110H8ZM42 111V112H43ZM106 111V110H105ZM186 111V110H185ZM2 112V111H1ZM4 112V111H3ZM10 112V111H9ZM8 112V113H9ZM16 112V111H15ZM29 112V113H28ZM49 112V110H48ZM55 112H56V109H55ZM54 112V114H55ZM103 112V111H102ZM121 112V111H120ZM133 112V111H132ZM203 112H207V113H203ZM44 113V112H43ZM105 113V112H104ZM127 113V112H126ZM6 114V112H5ZM16 114V113H15ZM32 114V113H31ZM100 114V113H99ZM120 114V113H119ZM181 114V113H180ZM179 114V115H180ZM10 115V114H9ZM34 115V114H33ZM56 115H57V112H56ZM59 115V114H58ZM105 115V114H104ZM109 115V114H108ZM123 115V113H122ZM260 115V113H259ZM54 116V115H53ZM107 116V114L105 115ZM110 116V115H109ZM109 116H108V119H109ZM124 116V115H123ZM153 116V115H152ZM181 116V115H180ZM192 116V115H191ZM1 117V116H0ZM15 117V116H14ZM55 117V116H54ZM104 116H102L103 118ZM111 117V116H110ZM261 117V115H260ZM11 118V117H9ZM95 118V117H94ZM105 118V117H104ZM123 118V117H121ZM194 118V119H193ZM263 118V117H262ZM3 118H0V120H2ZM100 119V118H99ZM115 119V118H114ZM124 119V118H123ZM163 119V118H161ZM232 119L230 121H232ZM261 119V118H260ZM259 119V120H260ZM7 120V119H6ZM103 120V119H102ZM110 120H113L112 118H110ZM144 120L142 121V125H144ZM159 120V119H158ZM53 121V120H52ZM82 121V120H80ZM93 121V120H92ZM96 121V120H94ZM106 121V120H105ZM173 121V120H171ZM177 121V120H175ZM179 121H183V120H179ZM2 122V121H0ZM35 122V121H34ZM39 122V121H38ZM54 122H56V120L54 119ZM99 121L97 120V123ZM110 122V121H109ZM158 122V121H157ZM160 122V121H159ZM190 122V123H189ZM253 122V121H252ZM3 123V122H2ZM5 123V124H6ZM31 123V122H29ZM33 123V122H32ZM31 123V124H32ZM90 123V122H88ZM87 123V124H88ZM100 123V122H99ZM102 123V122H101ZM119 123V122H117ZM116 123V124H117ZM122 123V122H121ZM123 123H126V122H123ZM170 123V122H169ZM174 123V122H173ZM172 123V124H173ZM259 123V122H258ZM4 124V123H3ZM4 124V125H5ZM9 124V126H8ZM18 124V126H17ZM85 124V125H84ZM94 124V123H93ZM96 124V123H95ZM120 124V123H119ZM127 124V123H126ZM154 124V123H153ZM152 124V125H153ZM159 124V123H158ZM157 124V125H158ZM233 122L230 123V125L232 126ZM245 124V123H244ZM3 125V126H4ZM16 125V127H15ZM28 125V124H27ZM42 125V124H40ZM96 125H99V124H96ZM96 125H94L96 127ZM121 125V124H120ZM156 125V124H155ZM175 125V124H174ZM173 125V126H174ZM178 125V124H177ZM261 125V124H260ZM227 126V125H226ZM14 127V129H13ZM20 127V128H21ZM29 127V125L27 126ZM94 127V129H95ZM100 127V126H99ZM103 129H104V126L102 125ZM180 127V126H179ZM229 127V126H228ZM19 128V129H20ZM26 128V127H25ZM66 128V127H65ZM70 128V127H69ZM98 128V127H97ZM96 128V129H97ZM110 127H108L109 129ZM24 128H22L23 130ZM101 129V128H100ZM111 129V128H110ZM115 129V128H114ZM119 129V128H118ZM176 129V128H175ZM254 129V128H253ZM21 130V129H20ZM20 131V132H23V131ZM25 130V129H24ZM39 130V129H38ZM70 130V129H69ZM78 130V131H79ZM91 130V129H90ZM89 130V131H90ZM99 130V129H98ZM117 130V129H116ZM16 131V130H15ZM27 131V130H26ZM72 131V130H71ZM84 131V130H83ZM93 132V129L91 130ZM90 131V133H91ZM101 131H103L101 129ZM99 131V132H101ZM105 132L107 130H104ZM119 131V130H117ZM256 131V130H255ZM17 132V131H16ZM19 132V130H18ZM25 132V131H24ZM23 132V133H24ZM74 132V131H73ZM95 132V131H94ZM115 132V131H114ZM180 132V131H178ZM239 132V131H237ZM14 135L15 133L12 132ZM30 133V132H29ZM66 133V135H65ZM71 133V132H70ZM76 133V132H75ZM83 133V132H82ZM89 133V132H88ZM97 133V132H96ZM94 133V134H96ZM117 133V132H116ZM257 133V132H256ZM20 137H21V134L22 133H19ZM27 134V133H26ZM24 134V136L26 135ZM98 134V133H97ZM100 134V133H99ZM105 134V133H104ZM108 134V133H107ZM254 132L251 134V140L250 142H248V144L251 146V148L253 147V149L256 151V152H260L262 153L261 151V145L264 144V142H262L261 140H258L256 138V135H253ZM9 135H8V138H9ZM28 135V134H27ZM86 135V134H85ZM114 135V134H112ZM119 135V134H117ZM126 135V134H125ZM177 135V133H176ZM175 135V137H176ZM240 135V134H239ZM13 136V135H11ZM10 136V138H11ZM44 136H41L43 138V141H44ZM65 139V142L62 143V141L60 139ZM74 136V135H73ZM78 136V135H77ZM99 136V135H98ZM100 136H102V134H100ZM105 136V135H104ZM103 136V137H104ZM109 136V135H108ZM107 136V137H108ZM115 136V135H114ZM179 136V135H178ZM183 136V135H182ZM185 136V135H184ZM187 136V135H186ZM196 136V137H197ZM234 136V135H233ZM232 136V137H233ZM243 136V135H241ZM240 136V138H241ZM27 137V136H26ZM25 137V139H26ZM36 137V135H35ZM106 137V136H105ZM113 137V136H112ZM116 137V136H115ZM229 137V136H228ZM239 137V136H238ZM259 137V136H258ZM17 138L19 139V137L17 136ZM17 138H15L17 140ZM23 138V137H22ZM21 138V139H22ZM28 138H29V135H28ZM31 138V137H30ZM70 138H73V137H70ZM76 138V137H74ZM80 138V137H79ZM231 138V137H230ZM234 138V137H233ZM243 138V137H242ZM256 138V139H255ZM14 139V136H13V139L12 140H15ZM17 140L18 142L21 140ZM24 139V140H25ZM84 139V138H83ZM102 137H100V141H101ZM178 139H181L180 137ZM236 139V138H235ZM250 139V138H249ZM248 139V140H249ZM11 140V141H12ZM22 139V143L23 145L26 146L25 143H23L24 141ZM28 140V139H27ZM42 140V139H41ZM70 139H68L69 141ZM74 140V139H73ZM78 140V139H77ZM75 141L73 143L72 146L68 147V146H65V147H68V148H65V147H60L56 145L55 149L57 147H60V150L58 149L59 153H61V157L59 156H56L55 155V151H49L48 153H46V150L48 148H46L45 153L44 154H40L41 156L39 157H36L33 155H30L29 154V151L27 150L28 152V156H25L22 155V156H25L24 159L22 160H19L17 158V160L14 159V156H13V159L14 160H11L10 159V163L9 165L7 166V170H0V264H5L7 262L8 259H6L7 257H10V259L8 260V262L10 263V261L12 262V258L14 260V258L16 257L14 255V251L9 253V249L13 248V246H11V243L13 244L14 242H12V240L14 239L13 237L15 236L14 235V231L17 229V227H19L21 224L20 220L23 221V219L25 218L23 215L25 214L26 216L33 213L35 210V208H41V206L44 205V203L47 202V205L49 207V209H51L50 207H54L57 208L58 210L60 211H63V209L61 210V205L58 206V198H60V196H63V197H66L68 196L69 194L71 193H81V195H83L82 198H80L78 196V198L81 199H84L87 201V204L89 205L91 202H95L94 205L95 207L100 204H107L108 205H112L113 206V203L114 201H116V198L117 197H123V201L126 202L125 204H128L127 206L129 207V209H126V210H129L131 214H134V213H139V214H147L148 218L147 221L143 224V227H141L140 229H135V227H132L131 225H127L124 221H122V218H121V223H119V226L117 229H115L114 231V227L111 228V230L114 232H109L110 234H118L117 236H111V237H108L106 234V238L103 239V243L102 240L98 242V245L97 242L96 244L99 246H96L98 247L97 249H94V250H90L89 251V254L90 255V260L87 261L88 263H83V264H120L121 262H123L126 257L124 256H118V254L116 255V250H117V246H118V243H122V242H125L127 239L131 238V239H136V240H140L141 238H143V236L146 237V242L144 241V247H146V249H144L145 251H149L150 249L154 251V258L152 261H147L146 259V253L141 251V264H172L173 262L177 261L176 264H212L213 261H214V251H212V248L211 246L210 247H205L203 248L202 251H198V249H192V248H195L197 247V245L199 246L200 245V241L198 242V240L196 239L197 241V244H194L196 246H191L189 245V243L187 242H184V243H181V242H178L175 246V248L170 249L171 247V244L173 243L172 242V239H174V232H176L175 234H177V232H180V228L179 227L177 229V227L179 226V224L181 223L182 220H180L179 218H177V214L180 213L178 212L177 213V205L176 204H171L170 201H172L171 199V196L172 194L170 195H167V196H164V197H167V198H163V199H157V198H161V196L164 194L163 193V189L160 188V187H157V186H154L152 185V181L150 180V173L148 172V168L149 167H145V168H142V169H139L138 170V175L139 177L135 180L136 182H134L133 184L132 183H129L127 181H118L117 180V183L115 185L114 188L111 189V185L108 184V179L106 180L104 174H102V172L98 169L97 165L94 163V159H92V161H87V159H85L84 156V149H86V147H84L83 145L85 144V142L82 144L83 141L82 138H81V144L80 145V141ZM173 140H175L173 138ZM182 140V139H181ZM5 141V140H4ZM7 141V140H6ZM15 141V142H17ZM64 141V140H63ZM85 141H88V140H85ZM96 141H97V135H96ZM99 141V139H98ZM177 141V140H176ZM179 141V140H178ZM177 141V142H178ZM184 141V139H183ZM236 142V140H234ZM3 142V141H2ZM14 142V141H13ZM25 142V141H24ZM28 142V141H26ZM30 142V141H29ZM28 142V143H29ZM35 142V141H34ZM174 142V141H173ZM218 142V141H217ZM246 142V141H245ZM6 143V142H5ZM33 143V142H32ZM53 143V142H52ZM52 143H49L50 146ZM69 144V142H66V144ZM87 143V142H86ZM120 143V142H119ZM204 143V142H203ZM11 144V143H10ZM39 144V143H38ZM41 144H43L41 142ZM47 143H45L46 145ZM90 144V143H89ZM93 144V143H92ZM110 144V143H109ZM180 144V143H179ZM215 144V143H214ZM233 141L231 139H227V136H226V140L224 141L223 144H221L222 148L223 149H231L232 145H233ZM9 145V144H8ZM14 145V144H13ZM22 145V146H23ZM30 145V144H28ZM36 145V144H35ZM54 145V144H53ZM97 145V143H96ZM120 145V144H119ZM184 145V144H183ZM192 145V144H191ZM212 145V144H211ZM19 146V145H18ZM25 146H23V150L25 149H28V148H25ZM34 146V145H32ZM37 146V145H36ZM55 146V145H54ZM87 146V145H85ZM91 146V145H90ZM116 146V145H115ZM114 146V147H115ZM173 146V145H171ZM182 147V145H180ZM188 146V145H187ZM3 147V146H2ZM8 147V146H7ZM21 147V146H20ZM27 147V146H26ZM29 147V146H28ZM84 147V148H83ZM89 148V146H87ZM103 147V146H102ZM113 147V148H114ZM118 147V145H117ZM116 147V148H117ZM176 147V145H175ZM208 147V146H207ZM236 147V146H235ZM9 148V147H8ZM62 148V149H61ZM104 148V147H103ZM177 148V147H176ZM180 148V147H179ZM178 148V149H179ZM209 148V147H208ZM249 148V146L247 147ZM3 149H5L3 147ZM21 149V148H20ZM19 149L18 147V151L20 152L21 150ZM34 149V148H33ZM42 149V148H41ZM53 149V148H52ZM90 149V148H89ZM87 149V150H89ZM97 149V148H96ZM119 149V147H118ZM188 149V148H186ZM210 149V148H209ZM215 149V148H214ZM217 149V148H216ZM15 150V149H14ZM30 150V149H29ZM36 150V148H35ZM34 150V151H35ZM100 150V149H98ZM102 150V149H101ZM146 150V149H145ZM173 150V149H172ZM233 150V149H232ZM13 151V150H12ZM91 151V149H90ZM109 151V150H108ZM107 151V152H108ZM175 151V150H174ZM177 151V150H176ZM202 151V150H201ZM207 151V150H206ZM216 151V150H215ZM234 151V150H233ZM252 151V150H251ZM11 152V151H10ZM8 152V153H10ZM33 152V151H32ZM32 152L30 151V153L32 154ZM39 153L42 152V150L40 151H37ZM36 152V153H37ZM103 152V151H101ZM100 152V153H101ZM106 151H104V154H105ZM118 152V151H117ZM145 152V151H144ZM143 152V153H144ZM205 152V151H204ZM203 152V153H204ZM212 152V151H211ZM3 153V152H2ZM153 153V152H152ZM197 153V152H196ZM225 153V152H224ZM12 154V153H11ZM21 154H22V151H21ZM90 154V152H89ZM88 154V155H89ZM92 154V153H91ZM98 154V153H96ZM102 154V153H101ZM100 154V155H101ZM107 154V153H106ZM111 154V153H110ZM109 154V155H110ZM171 154V153H170ZM208 154V153H207ZM229 154V153H228ZM232 155V153H230ZM264 153H262L263 155ZM1 155V154H0ZM4 155V154H3ZM7 155V154H6ZM10 155V154H9ZM17 155V154H16ZM87 155V157H88ZM103 155V154H102ZM101 155V157H102ZM151 155V154H150ZM154 155V154H153ZM182 155V154H181ZM202 154H199L197 156H201ZM8 156V155H7ZM19 156V155H18ZM211 156V155H210ZM9 157V156H8ZM6 157V158H8ZM86 157V158H87ZM92 157V155H91ZM100 157V156H99ZM105 157V156H104ZM177 157V156H176ZM196 157V155H195ZM194 157V158H195ZM256 157V156H255ZM0 158H5V157H0ZM90 158V157H89ZM88 158V160H89ZM146 158V157H145ZM204 158V157H203ZM213 158V157H211ZM226 158V157H225ZM224 158V159H225ZM254 158V157H253ZM151 159V158H150ZM200 159V158H199ZM216 159V158H215ZM237 159V157H236ZM240 159H241V156H240ZM255 159V158H254ZM1 160V159H0ZM5 160V159H4ZM121 160V159H120ZM125 160V159H124ZM127 160V159H126ZM125 160V161H126ZM149 160V159H148ZM208 160H211V159H208ZM2 161V160H1ZM70 162V163H66V162ZM101 161V160H100ZM99 163L101 164L102 161ZM124 161V162H125ZM173 161V160H172ZM183 161V160H182ZM204 161V160H202ZM215 161V160H214ZM224 161V160H223ZM227 161V160H226ZM5 162V161H4ZM2 162V163H4ZM122 162V161H121ZM207 162V161H206ZM210 162V161H209ZM250 162V161H249ZM256 162V161H254ZM104 163V162H103ZM126 163V162H125ZM115 164V163H114ZM119 164V163H118ZM193 164V163H192ZM220 164V163H219ZM230 164V161L229 163ZM256 164V163H255ZM1 165V164H0ZM151 165V164H149ZM148 165V166H149ZM154 165V164H153ZM151 165V166H153ZM175 165V164H174ZM231 165V164H230ZM253 165V164H252ZM122 166V165H121ZM128 166V165H127ZM142 166V165H141ZM206 166V165H205ZM216 166V165H215ZM220 166V165H219ZM228 166V165H227ZM108 167V166H107ZM110 167V166H109ZM129 167V166H128ZM177 167V166H175ZM221 167V166H220ZM231 167V166H230ZM234 167V166H233ZM3 168V167H2ZM112 168H114L112 166ZM117 168V167H116ZM119 168V166H118ZM154 168V167H153ZM203 168V167H202ZM1 169V167H0ZM121 169V168H120ZM120 169H114L113 171H118ZM177 169V168H176ZM182 169V168H181ZM180 169V170H181ZM206 169V168H205ZM216 169H217V166H216ZM221 169V168H220ZM122 170V169H121ZM164 170V169H163ZM178 170V169H177ZM103 171V170H102ZM130 170L128 169V172ZM132 171V170H131ZM205 171V170H204ZM227 171V170H225ZM255 172V170H254ZM258 172V171H256ZM104 173V172H103ZM120 173V172H119ZM123 173V172H122ZM191 173V172H190ZM107 174V173H106ZM114 174V173H113ZM112 174V175H113ZM202 175V174H201ZM200 175V176H201ZM258 175V174H257ZM260 175V174H259ZM116 176V175H115ZM130 176V175H129ZM109 177V176H108ZM169 177V176H168ZM234 177V176H233ZM131 178V177H130ZM136 178V177H135ZM212 178V177H211ZM222 178V177H221ZM198 179V178H197ZM228 179V178H227ZM235 179V178H234ZM127 180V179H126ZM131 180V179H130ZM133 180V179H132ZM214 180V179H213ZM236 180V179H235ZM234 180V181H235ZM263 180V178H262ZM134 181V180H133ZM158 181V180H157ZM240 181V180H239ZM243 181V180H241ZM215 182V181H214ZM230 182V181H229ZM236 182V181H235ZM237 183V182H236ZM159 184V183H158ZM222 184H224V186L222 188H225V187H229L228 183H225L223 182ZM245 184V183H244ZM232 185V184H230ZM77 186H80L79 188ZM200 186V185H199ZM203 186V184H202ZM222 186V185H221ZM245 186V185H244ZM165 187V186H164ZM239 187V186H238ZM192 188V187H191ZM195 188V187H194ZM205 188V187H204ZM250 188V187H249ZM111 189V191H110ZM228 189V188H227ZM236 189V188H235ZM28 190L29 192V195L27 196H22V194H25V192ZM80 191V192H79ZM167 191V190H166ZM170 191V190H169ZM206 191V190H205ZM209 192V190H207ZM217 191V190H216ZM27 192V193H28ZM113 192V193H111ZM172 192V191H171ZM200 192V191H199ZM211 192V191H210ZM209 192V193H210ZM221 192V191H220ZM223 192V191H222ZM2 193V195H1ZM208 193V194H209ZM227 193V192H226ZM116 194V198L113 197L115 196ZM205 194V193H204ZM216 194V193H215ZM245 194V193H244ZM73 196L77 195V194H72ZM211 195V194H210ZM246 195V194H245ZM29 196V197H28ZM112 196V197H111ZM189 196V195H188ZM182 197V196H181ZM205 197V196H204ZM208 197V196H207ZM212 195L209 197L211 198ZM242 197V196H241ZM244 197V196H243ZM115 198V200H114ZM192 198V197H191ZM202 198V197H201ZM206 198V197H205ZM204 198V203L200 204V206L196 207V209L198 208L199 210H201V213L200 215L202 216L201 220L203 221V224H204V227L203 229L204 230H207L208 234L210 233L211 231V227H212V224H213V219H214V204L210 203V201H206ZM217 198V197H216ZM225 198V197H224ZM264 198V197H263ZM208 199V198H207ZM220 199V198H219ZM79 200V201H80ZM187 200V199H186ZM211 200V199H210ZM218 200V198H217ZM85 201V202H86ZM122 201V202H123ZM161 201V202H160ZM202 201V200H201ZM200 201V202H201ZM202 201V202H203ZM256 201V200H255ZM129 202V203H128ZM214 202V201H213ZM225 202V201H224ZM80 203V202H79ZM121 203V201L119 202V204ZM223 203V202H222ZM226 203V202H225ZM82 204V202H81ZM83 204H85L83 202ZM86 204V205H87ZM118 202H117V205L119 206ZM253 204V203H252ZM78 205V204H77ZM80 205V204H79ZM79 205L77 207H79ZM116 205V203H115ZM180 205V204H179ZM182 205V204H181ZM180 205V206H181ZM198 205V204H197ZM228 205V203H227ZM44 205V207H46ZM82 206V205H81ZM80 206V207H81ZM84 206V205H83ZM92 206V204L90 205ZM106 206V205H105ZM179 206V207H180ZM76 207V206H75ZM86 207V206H85ZM94 207V208H95ZM115 207V206H114ZM127 207V208H128ZM155 209L156 213H153L152 212V208ZM172 207V208H171ZM256 207V205H255ZM54 208V209H55ZM91 208V207H90ZM106 208V207H105ZM108 208V206H107ZM111 208V207H110ZM121 208V207H120ZM123 208V207H122ZM181 208H184V206ZM194 208V207H193ZM222 208V207H221ZM225 208V207H224ZM261 208V207H260ZM44 209V208H43ZM48 209V208H47ZM53 209V210H54ZM83 209H85L83 207ZM102 209V208H101ZM109 209V208H108ZM172 210L171 212H168V210ZM180 209V208H179ZM226 209V208H225ZM228 209V208H227ZM34 210V211H33ZM42 210V208H41ZM40 210V211H41ZM45 210V209H44ZM87 210V208L85 209ZM93 210V209H92ZM97 210V209H96ZM100 209H98L99 211ZM103 210V209H102ZM112 210V209H111ZM222 210V209H220ZM224 210V209H223ZM253 210V209H252ZM49 212V210H46ZM70 211V210H69ZM81 211V210H79ZM117 211V210H116ZM181 211V209H180ZM37 212V211H36ZM35 212V213H36ZM74 212V211H73ZM76 212V210H75ZM74 212V213H75ZM93 212H95V210H93ZM101 212V211H100ZM115 211H108L106 209H104L99 215L98 217L96 218L95 220V225L97 227H103L104 229V226L108 225L109 226V222L112 220V218L116 217L115 216ZM128 212V211H127ZM126 212V213H127ZM225 212V210H224ZM42 213H45L42 212ZM47 213V212H46ZM69 213V212H68ZM99 213V212H98ZM97 213V214H98ZM125 213V212H124ZM129 213V212H128ZM218 213V212H217ZM230 213V212H229ZM264 213V212H263ZM262 213V214H263ZM66 214V213H65ZM72 214V213H71ZM77 216L76 218L79 219L80 216L84 217L82 215H80L78 217V214L80 213H75ZM74 214V215H75ZM96 214V213H95ZM225 214V213H224ZM32 215V214H31ZM31 215H29L31 217ZM48 215V214H46ZM49 217L48 218V222L46 223L47 226H49L51 223L53 224L52 221H55L57 215L60 216L61 213L58 211L57 213H55L54 215L49 213ZM67 215V214H66ZM72 214V216H74ZM126 215V214H125ZM179 215V214H178ZM188 215V214H187ZM199 215V213H198ZM219 215V214H218ZM252 215V214H251ZM261 215V214H259ZM21 216H23L24 218L23 219H20L22 218ZM35 216V215H34ZM71 216V215H70ZM92 216V215H91ZM128 216V215H127ZM196 216V215H195ZM230 216V215H229ZM232 216V215H231ZM230 216V217H231ZM69 217V215H68ZM96 217V216H95ZM222 217V216H221ZM229 217V218H230ZM27 218V217H26ZM33 219L35 217H32ZM42 218V217H41ZM40 218V219H41ZM59 218V217H57ZM75 218V220H76ZM85 218V217H84ZM187 218V217H185ZM191 218V217H189ZM193 218V217H192ZM38 219V218H35V220ZM39 219V220H40ZM71 219H74V218H71ZM70 219V220H71ZM81 219V218H80ZM86 219V218H85ZM84 219V220H85ZM87 219H88V215H87ZM86 219V220H87ZM95 219V218H94ZM117 219V218H116ZM132 219V218H131ZM173 219V220H172ZM188 219V218H187ZM215 219H217V217H215ZM232 219V218H231ZM262 219V218H261ZM260 219V220H261ZM16 220H18L16 222ZM34 220V221H35ZM38 220V221H39ZM74 220V222H75ZM155 220L157 221V225H158V229L157 230H154L153 228V224L155 223ZM193 220V219H192ZM191 220V221H192ZM201 220H198L200 221V223H202ZM228 220V219H227ZM78 221V220H77ZM89 221V220H87ZM86 221V222H87ZM93 221V220H92ZM131 221V220H130ZM128 221V222H130ZM186 221V220H185ZM219 221V220H217ZM255 221V220H254ZM25 222V221H24ZM71 222V221H70ZM69 222V223H70ZM73 222V224H74ZM120 222V221H119ZM193 222V221H192ZM191 222V223H192ZM230 222V220H229ZM34 223V222H33ZM55 223V222H54ZM68 223V222H66ZM91 223V222H90ZM94 223V222H93ZM113 223V222H112ZM133 223V222H132ZM190 223V221L188 222ZM190 223V224H191ZM240 223V222H239ZM244 223V222H243ZM22 224H24L22 222ZM36 224V223H35ZM72 224V227L74 228ZM76 224V223H75ZM74 224V225H75ZM134 224V223H133ZM193 224V223H192ZM233 224V223H232ZM238 224V223H237ZM252 224V223H251ZM254 224V223H253ZM259 224V223H258ZM261 224L262 221H261ZM68 225V224H67ZM71 225V224H70ZM70 225L68 226L70 228ZM77 226L79 224H76ZM91 225L90 224V230H91ZM188 225V224H187ZM195 225V224H194ZM197 225V224H196ZM199 225V224H198ZM201 225V224H200ZM199 225V226H200ZM216 225V224H215ZM219 225V224H218ZM37 226V225H36ZM76 226V227H77ZM136 226V225H135ZM249 226V225H248ZM258 226V225H257ZM260 226V225H259ZM26 227V226H25ZM38 227V226H37ZM54 227V225H53ZM52 227V225H50V227L46 228V232L43 233L45 234L44 239L41 240L43 241V245L42 246H46V245H49V248L50 249H54V251H58L59 253H57V259H55L54 263H48V264H74V262L76 261V258L78 256H81L82 253H84V249H83V246L80 244V242L78 243V239H81V238H76V237H73L72 235H70L69 237L68 236H63V232L61 231H56L54 230ZM61 228H63L62 226H60ZM95 227V228H97ZM99 227V228H100ZM215 227V226H214ZM217 227V226H216ZM247 227V225H246ZM16 228V229H15ZM56 228V227H55ZM60 228V230H61ZM65 228V227H64ZM73 228H70L73 230ZM88 228V227H87ZM95 228L93 231H95ZM160 228V229H159ZM191 228V227H190ZM193 228V227H192ZM198 228V227H197ZM194 227V229H197ZM200 228V227H199ZM257 228V227H256ZM19 229V228H18ZM21 231L23 230L22 229V226L20 227ZM19 229V230H20ZM25 229V228H24ZM44 229V228H43ZM42 229V230H43ZM107 229V226L106 228ZM202 229V227H201ZM200 229V230H201ZM215 229V228H214ZM222 229V228H221ZM226 229V228H225ZM242 229V228H241ZM250 229V228H249ZM254 229V228H253ZM252 229V230H253ZM53 230V231H52ZM57 230L58 227H57ZM64 230V229H63ZM69 230V229H68ZM67 230V231H68ZM87 230V229H86ZM89 230V229H88ZM98 231L102 232L104 234L103 231H101V229H97ZM154 230V231H153ZM190 230H193V229H190ZM220 230V229H219ZM227 230H229L227 228ZM236 230V229H235ZM24 231V230H23ZM30 231V230H29ZM35 231V230H34ZM45 231V230H44ZM43 231V232H44ZM65 231H66V228H65ZM64 231V232H65ZM75 232V230H73ZM97 231V232H98ZM160 231V232H159ZM183 231V230H182ZM197 231V230H195ZM217 231V230H216ZM254 231V230H253ZM252 231V232H253ZM69 232V231H68ZM96 232V231H95ZM128 232V233H127ZM202 232V230H201ZM206 232V231H205ZM218 232V231H217ZM219 232H223V231H219ZM230 232V231H229ZM228 232V233H229ZM233 232V231H232ZM20 233V232H19ZM18 233V234H19ZM67 233V232H66ZM70 233V232H69ZM72 233V232H71ZM87 233H89L87 231ZM94 233V232H93ZM125 233H127V235L131 237H127V236H123V238H118V239H121L120 241H116V237H119V236H122L124 235ZM192 233V231L190 232ZM194 233V231H193ZM239 233V232H238ZM244 233V232H243ZM260 233V232H259ZM257 233V235L259 234ZM23 234V233H22ZM26 234V233H25ZM73 234V233H72ZM86 234V233H85ZM91 232H90V236H91ZM99 234V233H98ZM108 234V235H110ZM183 234V233H182ZM185 234V233H184ZM197 234V232H196ZM195 234V235H196ZM219 234V233H218ZM227 234V233H226ZM254 234V233H252ZM28 235V234H27ZM65 235H69V234H65ZM75 235V234H74ZM93 235V234H92ZM101 235V234H100ZM98 235V236H100ZM187 234H185L184 236L186 237ZM207 235V234H206ZM234 235V234H233ZM246 235V234H245ZM256 235V236H257ZM264 235V231L261 232L258 237H262ZM17 236V235H16ZM37 237V235H35ZM75 236H78V235H75ZM95 236V235H94ZM179 235H177V238H178ZM190 237V235H188ZM194 236V235H193ZM205 236V235H203ZM212 236V234H211ZM230 236V235H229ZM232 236V235H231ZM230 236V238H231ZM254 237H256L255 235H253ZM35 237V238H36ZM79 237V236H78ZM183 237V236H182ZM207 237V236H206ZM246 237V236H245ZM249 237V236H248ZM17 238V237H16ZM39 238V237H38ZM37 238V239H38ZM85 238V237H84ZM82 238V239H84ZM90 238V237H89ZM180 238V237H179ZM184 238V237H183ZM191 238V237H190ZM193 238V237H192ZM216 238V237H215ZM242 238V242H244L245 240H247L246 238L243 239ZM251 239L253 237H250ZM19 239V238H18ZM17 239V240H18ZM75 239V240H74ZM102 239V238H101ZM199 239V238H198ZM202 239V238H201ZM211 239V238H210ZM209 239V240H210ZM223 239V238H222ZM233 239V238H232ZM15 240V239H14ZM15 240V242L17 241ZM96 240V239H94ZM208 240V239H207ZM206 240V241H207ZM208 240V241H209ZM229 240V239H228ZM231 240V239H230ZM235 240V239H234ZM236 240H239V239H236ZM244 240V241H243ZM262 240V239H261ZM20 241V240H19ZM87 241V240H86ZM92 241V240H91ZM89 242V243H92V242ZM131 241V240H130ZM184 241V239H183ZM185 241H188L185 239ZM190 241V240H189ZM206 241H204L206 243ZM264 241V240H262ZM25 242V241H24ZM88 242V241H87ZM233 242V241H232ZM231 242V243H232ZM237 242V241H236ZM240 241H238L239 243ZM247 242V241H246ZM250 242V241H249ZM248 242V244H249ZM259 242V241H258ZM17 243V242H16ZM22 243V242H21ZM36 243V242H35ZM40 243V241H39ZM82 243V242H81ZM84 243V242H83ZM88 243V244H89ZM127 243V242H125ZM194 243V241H193ZM204 243V244H205ZM230 243V244H231ZM241 243V242H240ZM245 243V242H244ZM244 243H242L244 245ZM86 244V243H85ZM203 244V245H204ZM208 244V242H207ZM222 244V243H221ZM246 244V243H245ZM14 245H16L14 243ZM40 245V246H41ZM137 245V244H136ZM212 245V243H211ZM225 245V244H224ZM241 245V246H243ZM256 245V244H255ZM11 246V248H10ZM40 246H38L40 248ZM41 246V247H42ZM88 246V245H86ZM90 246V244H89ZM94 246V245H93ZM133 246V245H132ZM135 246V244H134ZM217 246V245H216ZM227 246V245H226ZM246 246V245H244ZM95 247V246H94ZM121 247V246H120ZM123 248H126L125 246H122ZM213 247V245H212ZM215 247V245H214ZM213 247V248H214ZM218 247V246H217ZM238 248V246H236ZM252 247V246H251ZM260 247V246H259ZM17 248V247H16ZM35 248V247H34ZM37 248V247H36ZM87 248V247H86ZM91 248V247H90ZM129 248V247H128ZM236 248V250H237ZM245 248V247H244ZM243 247L240 248L238 251H236V253H234L231 249V252H233V254L231 255V252H230V256L229 257H226V256H222V257H225L224 258V262L223 264H250V263H255L258 261L259 258V255L258 254H262L263 255V249L262 250H255L254 251H258L257 253L255 252L252 256V258L248 257L247 256V253H249V249H244ZM22 249V247H21ZM93 249V248H92ZM176 251H175V250ZM221 249V248H220ZM227 249V248H226ZM229 249V248H228ZM253 248H251L252 250ZM13 250V249H12ZM28 250V249H26ZM48 250V249H47ZM123 250V249H122ZM166 250V251H165ZM168 250V251H167ZM201 250V249H200ZM20 251V250H19ZM25 251V250H24ZM29 251V250H28ZM26 251L27 253L25 254H22V258L20 257V255L18 257H20V259L22 260L21 263H19L18 261V264H25L28 262H25L27 257L29 256V252L31 251ZM86 251V250H85ZM124 251V250H123ZM192 251V252H191ZM216 251V250H215ZM253 251V250H252ZM250 251V252H252ZM253 251V252H254ZM33 252V250L31 251ZM30 252V253H31ZM38 252V251H37ZM88 253V251H86ZM115 252V253H114ZM122 252V251H121ZM127 252V251H126ZM217 252V251H216ZM219 252V251H218ZM228 252V250L226 251V253ZM263 252V253H262ZM15 256H11L10 254H12ZM17 253V251H16ZM15 253V254H16ZM35 253V252H34ZM46 253V252H45ZM120 253V252H119ZM220 253H222V251H220ZM217 254V255H220ZM225 253V252H223ZM33 254V253H32ZM31 254V255H32ZM37 254V253H36ZM39 254V252H38ZM179 254L181 256H179ZM216 254V253H215ZM251 254V253H250ZM17 255V254H16ZM40 255V254H39ZM45 254L43 253V256ZM87 255V256H88ZM223 255V254H222ZM225 255V254H224ZM46 256V255H45ZM32 258V256H30ZM39 257V256H38ZM221 257V255H220ZM264 256H262V259H263ZM40 258V257H39ZM51 259V257H49ZM133 258V257H132ZM218 258V257H217ZM4 259V260H3ZM20 259H17V260H20ZM30 259V258H29ZM35 260L37 258H34ZM131 259V258H130ZM220 259V258H219ZM49 260V259H48ZM127 260V259H126ZM50 261V260H49ZM130 261V260H129ZM7 262V263H8ZM16 262V261H15ZM33 262V261H31ZM29 262V264H35V263H31ZM37 262V260H36ZM46 263V261L44 262ZM126 263V262H125ZM220 263V262H219ZM259 263V262H258ZM28 264V263H27ZM43 264V262H42ZM218 264V263H216ZM222 264V263H220ZM260 264V263H259Z\"/></svg>",
	"mask_w": 264,
	"mask_h": 264
}]
</instances>
